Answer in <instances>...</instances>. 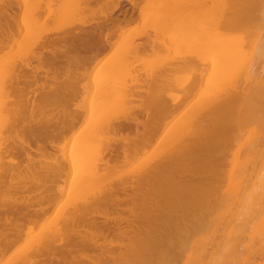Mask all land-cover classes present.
<instances>
[{"label":"rangeland","instance_id":"374dc122","mask_svg":"<svg viewBox=\"0 0 264 264\" xmlns=\"http://www.w3.org/2000/svg\"><path fill=\"white\" fill-rule=\"evenodd\" d=\"M4 1H6V0H4ZM16 0H11V8L10 9H8L7 10V12L6 13H4L3 14V12L0 14V33H2V30H4V31H7L8 29L9 30H13V31H16V29H17V31H18V25L17 26H15L17 23H16V21H19L20 19H24L23 18V16L25 15L23 12H24V10L26 9V7H24L23 8V6L22 5H19L18 6V4H17V2H15ZM20 2H21V0H19ZM24 2L25 1H27V0H23ZM36 1V0H35ZM42 1L43 0H38V3L36 2H34V4H33V2H32V4H31V6H32V10L31 9H29L28 11H32V13H33V15L36 13V11H37V13H39V16H38V18H37V16H36V19H38V20H36V21H38V22H41L42 24H40V23H37L38 24V27H37V29L39 30V28L41 27V25L43 26V28H44V34H42L43 32H40L41 34H39V35H44V36H42L43 38H46V37H48V36H51V39H53V41L51 42V41H49V42H47V43H41V44H36V47L35 48H33V46H32V42H31V48H32V50H33V52H31L32 50H29V47H27L28 49H26L24 46H23V48L24 49H26L28 52H29V54L25 57V58H27L28 57V59H30L31 57L30 56H32V55H30V53L31 54H36V56L38 55V54H40V55H42V57H44V58H46V56H50L48 53L46 54L44 51H45V49H48V51H50L49 53L50 54H52L51 53V51H53L54 53L52 54V55H54L53 57H55L54 58V63H52L51 65H49V66H45L44 64H42V65H40V66H42L43 68L42 69H47V68H49V70L51 71H49V72H46L45 70L44 71H42V69H40V68H38L37 69V71L34 73V75L32 74V73H30L29 75H28V77H26L27 79H29L30 78V80H31V82H36L37 81V83L39 84V85H37L36 83V85L37 86H33V85H31V86H28V85H25L24 83H23V81L21 80V78H20V80H18L19 82H18V84L17 85H15V86H12L11 85V81H8V77H6V76H8L9 74L8 73H10V76L9 77H11L12 78V75H14L15 76V74H17L18 72H15L13 69H11L7 74L8 75H6V76H2L3 78L4 77H6V80H4L2 77H1V79H2V83L3 84H9L10 82V85H7V86H5V89H6V91H5V89H4V91L7 93V90H8V96H6L5 95V92H4V94L3 95H5L6 96V99L7 98H9L10 99V101L11 100H19V99H21V100H29V103L27 104V105H25V107L23 106L22 108H21V110H20V112L18 113V115H16V114H14V115H12L13 114V112L11 111L12 110V108H11V106H9V107H7V110H4V113H3V117L2 118H5L3 121H6L7 119H11L12 121V124L10 125L11 127H9V128H11V129H13L12 131H11V129H10V131H8V126H9V124L11 123V122H3V123H6V125H8L7 127H4V129L6 128V132L8 131L9 132V134L8 133H6L5 132V130L4 129H2V130H4V131H2L1 129H0V132L1 133H3L4 134V132H5V134L4 135H2L1 133H0V135H2L3 136V138H2V136L0 137L1 139H4V140H6V141H4V140H1L2 141V143H1V141H0V143L2 144V145H4V146H2L1 145V148H0V151L2 150V152H3V157H1V159H0V170L1 171H4L3 169H4V167H7L6 169L8 170H5V171H7V173L9 174L11 171H10V169H8V168H10V165H12L11 167V170H13L14 171V173L16 174L17 172V170H18V173H19V170H21L20 172L21 173H19V175H21V176H23V178L21 177L20 178V176L19 177H17V179L18 178H20V179H18V183L16 182L17 180L16 179H14V178H12V176L14 177V174H13V171H12V174L13 175H10L11 177H10V179H13L14 181H11V182H14V183H16V187H12L13 186V184H12V186L10 187V185H9V188L7 187V188H4L5 189V191L3 190V189H1L0 190V192H1V194H0V205L2 206H0V208H2V209H0V220L3 222H1L0 221V235H1V232L4 230V232L6 233H2V235L0 236V240H1V237H2V240H4V238L5 237H7L3 242H4V244L3 245H1L3 242H2V240H1V242H0V246H4V245H6V241L7 242H9V246L7 245V247H9V248H13L14 247V249L13 250H8L4 255H2L1 254V252H0V257H1V255L3 256V257H1L0 258V264H5V262L7 261V260H11L12 261V257H14L15 255H16V253H17V255L19 256V255H21V258L23 257L22 256V249H21V251H20V253L18 254V250L16 251V249H18V247L19 246H17V245H21V244H24V243H21V242H23V240H24V242L27 244V242L29 241H27V239H26V237L28 238H31L32 237V235L35 233V235L36 236H33V237H37V236H39V235H42L43 233H45L46 231H50V229L52 228V230H55V228H57V226L58 225H61V224H63V221H62V218L61 217H63V216H66L69 212H70V208L68 209V205H67V209L69 210V212H66V210L64 211L63 210V208L65 207V204H66V202H65V204H64V202H62L61 204H60V202L61 201H63V199H67V197H65V196H67L66 195V192H64V189H65V187H68L67 186V182H69L70 183V178H69V174L64 178V182H55L54 184L53 183H49L50 185L52 184V186H49V189L48 190H46V191H42L41 193H40V191L39 192H36V191H34V190H29V188L31 187V184H28V186H27V183H28V179L26 178L28 175H29V173L28 172H30L31 173V175L33 174V172L37 175V173L39 174L40 173V171L38 172V166L40 167V170L41 169H46L47 167L48 168H50V166H52V167H55L56 166V164H57V162H59L60 160H61V155L62 154H64L63 152L64 151H66L67 150V152H68V150H69V148L71 149V147L74 145V140H73V138H72V140L71 139H68V138H71V137H73V136H70V137H68L67 139L68 140H57L55 143H53V145L52 146H49V144L47 143V142H45L44 140H37L36 139V137L37 136H40V135H37L36 137L34 136L35 135V133H34V135H32L33 134V130L35 129V128H37L38 126H40L39 125V123H42V120H44V118H46L43 122H45V121H47L48 119H50L51 118V112L53 113L52 114V116H53V118H56L57 116H55L56 115V110L55 109H57V112L59 111V109H60V107H62V106H66V107H68L67 108V110L68 109H72V110H74V111H79V110H82V111H84V109H85V107L88 105V100H86V99H88V94L91 92V88H92V86H93V84L96 82V76H94V70L95 69H97V66H98V64L99 63H101V61L103 60V59H105V57H109V60L108 61H117V59H116V57H118L119 56V58L121 57V59H124V57L125 58H127V57H129L128 55H126L125 53H127V52H129V51H127V49L128 50H130L131 52L130 53H128L129 55H131L130 57L132 58V57H134V55H138V56H135V58H133L134 60H132L130 57H129V59H127L128 60V62L130 61L132 64L131 65H133L132 67H131V65H130V62L128 63L129 64V69L127 70V71H130V74H132V75H134V76H132V75H130V74H127L126 72V74H127V76H126V74H122V75H120L118 78H120V79H116L115 81H114V83L116 84H114V83H112V85H114V86H117L118 88L117 89H114V90H118L119 88H122V85H124V83H126V81L129 79V78H132V79H134V80H132V79H129L127 82H128V84L130 85H128L129 86V90H130V92L131 91H133L132 93H134V91L136 92L140 87H141V85H142V92H141V90L139 91V92H141V93H139V92H136V94L139 96V94H141L142 95V97H146V98H150L149 96H148V94L149 93H152V90H151V88H150V90H151V92L150 91H148L149 93L147 94V96H146V90H148L149 89V87L146 85L147 84V82L149 81V79H151L150 78V76L151 77H153V74H155L157 71L159 72V70L158 69H160V67H162V69L164 70V66H165V62L167 61V59L169 60V62H171L170 60H172V62L173 61H177L178 59H182L183 60V58H181V55H183V56H187V55H189V53H191L188 57H191L192 55H194V52H196L197 54H200L198 57L196 56V54L194 55L195 56V58H194V56L193 57H191V59H189L188 57H185V59L187 58L188 59V61L190 62V63H193L194 61H196L197 60V58L199 59V58H201L202 57V59L199 61V60H197V61H199V62H197L196 61V63H198V64H190L188 61H187V59H186V61H187V63H184V66L183 67H185V69L184 68H182V66L180 67V65L178 66V63L180 62H177V63H172V64H174V65H172L171 67H173L174 66V69H175V67L176 66H178V68H180V70L179 69H177V71H176V73L177 74H175L174 72H175V70L174 69H172L171 67H170V65H171V63L169 64L168 62H167V66H169V68L167 69V67L165 68V70H164V72L166 71V70H168L169 71V73H170V75L168 76V77H166V78H169V81H168V83L167 84H170L171 83V81H172V78H173V81H172V83L171 84H174V85H169V89L167 88V87H165L163 90H165V91H163V92H165V94L166 95H168V94H174V95H176V94H180V92H181V94H182V97L186 94H184V91H183V88H185L186 86H187V88H188V90H190V92H188V90H185V92H188L187 93V95L185 96L186 98H185V100H184V102H183V104L184 105H182L183 106V108H181V110L179 111V112H177V114H174L173 115V117L170 119V120H172L171 121V124H173V123H176L177 121H180V120H184V119H186V118H188L189 117V115L195 110H197V108H199V106L200 105H202V103H203V101H205L206 100V98H207V94L206 93H208L211 89H213V88H215L216 87V85H218L216 82H214L213 81V79H212V70H213V67H212V65H211V62H210V60L208 59V58H204V56H202L203 55V53H205V50H207V49H204L203 48V50H201V52H200V48L199 47H203V46H205L206 45V43H207V37L209 36V34H206L205 33V35L207 36H205L203 33H201V34H203L202 36V38L200 37V39L199 38H197L196 36H200L199 34L200 33H198V35H196L195 36V38H197V39H199V40H197V39H195L194 38V35L195 34H197L196 32H195V30H198L197 28H195L194 26H195V24H197V26H198V28L199 27H201L202 28V26L205 24V26H206V24H208L209 25V21H210V19H211V15L213 16L215 13V15L217 16V14L219 15V12H220V14H222V12H223V14L220 16H217L216 18H218L219 19V17H221V19L223 20V19H225V20H227L228 19V21H226L225 22V24L227 23L228 24V22H230L228 25L226 24V25H223L222 24V26L220 27V31L221 32H219L220 34L218 35V34H216V33H218V30H217V32L215 33V35L213 34V36H217L218 35V39H220V37H221V35L223 36V35H227L228 37H226L225 36V38L226 39H228V38H230V39H232L231 41H229L228 43L230 44H232L233 46H236L237 47V49H238V51H236L235 53H234V55L229 59L230 61L224 66V72H229V74H230V78L228 79V80H226L225 82H224V87H223V89H222V92L220 93V95L218 96L219 98L216 100V101H214L213 102V105H212V107H214V106H216V103L218 104V103H220V104H222L221 102H223L226 98H227V96L228 95H230V99H227V101L225 100V103L223 102V105H221V107L219 106L220 104H218V106H219V108H215V113H214V111H211L209 114H208V116L207 117H210L209 119H207L205 122H203V123H201L202 125L201 126H204L203 127V131H204V133H205V137L206 138H204L203 140L205 141V142H207V143H210V141H211V143L213 144V147H212V153H211V155L213 156V158H214V163H213V168H214V171L216 172V175L213 177V179L215 180V178H216V182L215 183H217V181L219 182V179H217V176L218 175H221L222 176V174H220V173H222V170L224 171V169H226V171H230L231 170V168H232V166H233V164H235V163H233L234 161L236 162L237 161V164H239L241 161V158L242 157H244V155L246 156V155H250V157H251V153H252V157H254L253 159H252V157L250 158L249 157V159L250 160H253V163L252 164H250L249 166H248V164H246L245 162V159L246 160H248V158H247V156L246 157H244V161L243 162H241V163H243L242 165H244V164H246V167L247 168H249V170H251V166H253V164L254 163H256L257 161H259L260 160V157H261V152H263V154H262V157L261 158H263L264 157V150H263V148H264V143H262L263 142V139H264V132H263V130H261V128L263 129L264 128V121L261 123V119L264 117V112H263V110H264V99H263V97H264V92H263V94H262V92L260 91V90H262V91H264V0H175V2L174 3H176L175 4V6L176 7H170L171 9H173V11H172V15H174V16H171V17H169V18H171V20H170V22L172 21V20H177V22L175 21V23H170L169 22V24L172 26H170V25H168V26H166L165 28L163 27V26H165V25H159L160 26V28H158V30H160V31H158V30H156L158 33H159V35H160V37H159V35H158V33H156V31L154 32V30L152 31H150V29L152 28L153 29V24H155V23H152V25L150 24V22H146V20H147V18L146 17H148V19L149 20H147V21H150L151 19L150 18H152V17H149V16H151V11L153 10L154 11V9L156 10H158V8H155L156 7V5H158V7H162V6H159V4L161 3V1H163V0H159V3H158V1H157V3L158 4H156L155 5V7L153 6V2H152V4L150 3V4H148V1L146 0H144V2H143V0H129V1H127V0H115L116 1V4L115 3H113L114 2V0H106V1H108L107 3H106V1L105 0H100V1H98V2H92L90 5H89V7H87V8H85L84 10H82L81 12H79L78 13V15H80V17L82 16V14L84 15V19H83V21L84 22H82V21H80L79 19H80V17L78 18V19H76V17H77V15H75V16H73V17H75V19H76V21L78 22V20L80 21L79 22V24H76V22H72V23H70L69 25L71 26L72 24V26H71V28H70V26H69V28H68V26L67 27H63L64 25L63 24H61V23H63L65 20L62 18V16L59 18L56 14H54V17L52 16L53 14H48L47 13V15H51L52 17H53V19L51 20L50 19V17L48 16V19H50V20H48V22L45 20V18H44V21H43V16L45 17V15H46V12H48L46 9H45V7L47 6L46 4L48 3V2H46L45 0V2L44 3H42ZM47 1H49V0H47ZM56 1V2H55ZM55 1H53L52 0V5L54 6V4H56L57 5V3H58V1H60V0H55ZM131 1V2H130ZM151 1H153V0H151ZM155 1V0H154ZM202 1H203V4H202ZM204 1H205V3H204ZM210 1V2H209ZM214 1V2H213ZM216 1V2H215ZM30 2V1H29ZM42 3V5H41V8H40V10H42L43 9V7H44V11L42 10L41 12L39 11V4H41ZM101 2H102V5H101ZM106 4H105V3ZM113 3L114 5H111V3ZM143 2V3H142ZM173 2V1H172ZM208 2V3H207ZM214 4H213V3ZM225 2L227 3V7L224 9L225 10V12H224V10L222 9L224 6H223V3H224V5H226L225 4ZM16 3V4H15ZM23 3V2H22ZM28 3V2H27ZM26 3V4H27ZM46 3V4H45ZM95 3V4H94ZM104 3V4H103ZM147 4V5H145V4ZM198 3V4H197ZM207 3V4H206ZM209 3H212V4H209ZM220 3V4H219ZM46 6H45V5ZM147 8V9H145V7L143 6V5ZM162 4V3H161ZM160 4V5H161ZM206 4V5H205ZM209 4V5H208ZM222 4V5H221ZM234 4H237L240 8H243L246 12L245 13H243L242 14V16L241 15H239V16H241L242 18H239V17H237L238 16V14H239V12H236V13H238L237 14V16H236V14H235V9H234ZM15 5H17V6H15ZM25 5V4H24ZM29 5V4H28ZM58 5H59V3H58ZM61 5V4H60ZM98 5H101L100 7L98 6ZM117 6L116 8L114 7V9L111 7V6ZM135 7H133V6ZM140 5V9H141V7L143 6L144 7V10H142V11H140L137 7ZM152 6V8L150 7L149 8V6ZM163 5V4H162ZM166 5V4H165ZM165 5H163L164 7H165V9L167 8ZM199 6L198 8H197V6ZM205 5V6H204ZM212 7H211V6ZM217 5V6H216ZM220 7H219V6ZM104 6H106L107 8H105ZM174 6V5H173ZM218 7V10H217V8H216V10H215V8L214 7ZM223 6V7H222ZM232 6H233V9H232ZM16 7H19L18 9L16 8ZM92 9H91V8ZM103 7V8H102ZM143 7H142V9H143ZM23 8V11L21 10ZM51 8H53L54 10L55 9H58V8H60V7H58V6H55V7H51ZM91 9L92 10V12L89 10V9ZM97 8V9H96ZM98 8L100 9V10H98ZM102 8V9H101ZM112 10H111V9ZM149 8V9H148ZM169 8V9H170ZM207 8V9H206ZM221 8V11L219 10ZM160 9V8H159ZM164 9V8H163ZM169 9H166V10H169ZM213 9V10H212ZM261 9V10H260ZM12 10V11H11ZM53 10V12H55ZM107 10V11H106ZM146 10H147V12H146ZM148 10H151L150 12H148ZM180 10V12H179V14H176V16H175V13H177L178 11ZM243 10V11H244ZM19 11V12H18ZM87 11H89V13L87 12ZM109 11V12H108ZM139 11V12H138ZM162 11V10H161ZM211 11V12H210ZM22 12V13H21ZM86 12V13H85ZM99 12V13H98ZM103 12V14L102 15H99V14H101ZM154 12H156V11H154ZM153 12V13H154ZM218 12V13H217ZM26 13H27V9H26ZM51 13H52V11H51ZM72 13H74V12H72ZM82 13V14H81ZM85 13V14H84ZM93 13V16H95V19L93 18V16L91 17L95 22H92L93 20L92 19H90V14H92ZM147 13L149 14L148 16H147ZM163 13V12H162ZM166 13H168V12H166ZM214 13V14H213ZM17 14H18V16H17ZM29 14H31V13H29ZM45 14V15H44ZM68 13H66V15H67ZM105 14V16H103ZM159 14V13H158ZM161 14V13H160ZM206 14V16H208L207 18H209L208 19V22L206 23V21H204V20H202V22H203V25H202V23L200 24L199 23V21L201 22V17L203 16V19H204V17H206V16H204ZM211 14V15H210ZM2 15V16H1ZM12 15V16H11ZM19 15L21 16L22 15V17H20L19 18ZM33 15H31V16H33ZM55 15L58 17H56V19H54L55 18ZM62 15V14H61ZM74 15V14H73ZM146 15V19L144 18V16ZM154 15H156V17H159V15L157 16V14L156 13H154ZM164 15V14H163ZM168 15H169V13H168ZM214 15V16H215ZM224 15V16H223ZM11 16V17H10ZM30 16V15H29ZM99 16H102V18L101 17H99ZM165 16V15H164ZM163 16V17H164ZM166 16H167V14H166ZM170 16V15H169ZM212 17V18H215V17ZM3 17H4V19H3ZM7 17V18H6ZM18 17V18H17ZM35 17V16H34ZM70 17V16H69ZM86 17V18H85ZM98 17V18H97ZM103 17L105 18V19H109L108 20V22L104 25L103 23H104V19H103ZM139 17H142V18H139ZM155 16H154V18L156 19V20H154V18H153V22H155V21H157V19L158 18H156ZM162 17V16H161ZM199 17V18H198ZM223 17H226V18H223ZM29 18V17H28ZM71 20H72V15H71ZM83 18V16L81 17V19ZM144 18V19H143ZM160 18V17H159ZM168 18V17H167ZM173 18H175V19H173ZM215 18V19H216ZM19 19V20H18ZM29 19H31V18H29ZM66 19V18H65ZM86 19L88 20V21H86ZM101 21H100V20ZM143 19V20H142ZM164 19V18H163ZM197 19H199L198 20V22L197 21H195V20H197ZM214 19V20H215ZM230 19V20H229ZM239 19V20H238ZM25 20H27V18L25 19ZM56 20H58V21H56ZM90 20H92V21H90ZM98 20L100 21V22H98ZM111 20H113V21H115V24H112V21ZM206 20V19H205ZM217 20V19H216ZM224 20V21H225ZM5 21H7V23L5 22ZM34 20L32 19L31 20V22H33ZM75 21V20H74ZM142 21H144L143 23H142ZM159 21V20H158ZM157 21V22H158ZM218 21H220V19L219 20H217V22ZM35 22V21H34ZM46 22V23H45ZM58 22V23H57ZM68 22H70V21H68ZM88 22H89V24H88ZM98 22V23H97ZM156 22V23H157ZM162 22V21H161ZM213 22V21H212ZM211 22V23H212ZM221 22V21H220ZM3 23V24H2ZM13 23H15V24H13ZM25 23H27V22H25ZM30 23V22H29ZM36 23V22H35ZM65 23H67V21L65 22ZM83 23V25H81ZM86 23V24H85ZM99 23H101L102 24V26L101 27H96L95 28V26H97ZM139 23V24H138ZM195 23V24H194ZM198 23H199V25H198ZM210 23V24H211ZM236 23V24H235ZM37 24H33V25H37ZM40 24V25H39ZM52 24V25H51ZM61 24V25H60ZM68 24V23H67ZM66 24V25H67ZM96 24V25H95ZM148 24H149V28L147 27L148 26ZM217 24V25H218ZM2 25H4V26H2ZM24 25V24H23ZM27 25V27H29L28 26V24H26ZM26 25L25 26H23V27H25V28H27L26 27ZM30 25V24H29ZM63 25V26H62ZM79 25V26H78ZM141 25V27H139V26ZM147 25V26H146ZM174 25V26H173ZM194 25V26H193ZM200 25H202V26H200ZM216 25V24H215ZM232 25H234L235 26V28L232 26ZM63 27V29H62V27ZM138 26V27H137ZM151 26V27H150ZM157 26V25H156ZM162 26V27H161ZM258 26V27H257ZM3 27V28H2ZM158 27V26H157ZM156 27V28H157ZM216 27V26H215ZM8 28V29H7ZM80 28V29H79ZM107 30H106V29ZM119 28H121L120 30H117L119 33H117V32H115V34H113L112 32H114V31H112L113 29L115 30V29H119ZM162 28H164L163 30H161ZM166 28L168 29V30H166ZM172 29V32L170 31L171 29ZM206 28V27H205ZM207 28H208V26H207ZM207 28H206V30H207ZM259 28V29H258ZM24 29V28H23ZM28 29V28H27ZM26 29V30H27ZM31 29H33V28H31ZM31 29L28 31V32H30L31 33ZM41 29V31H42V27L40 28ZM47 29V30H46ZM70 30V31H72V32H74L73 34L74 35H76V34H78V32H77V29H78V31L79 30H85V31H87V33L86 34H82V36L81 37H83V41H86V42H84V43H82L81 42V40L82 39H78V40H76L75 42L73 41V42H62V41H60V40H58L57 39V33L58 32H61V31H59V30ZM99 29V30H98ZM217 29H218V27H217ZM262 29V30H261ZM35 30V29H34ZM58 31V32H55V31ZM138 30V31H137ZM205 30V29H204ZM22 27H21V30L20 31H18L19 32V34H18V37H17V39H18V41L19 40H22V38H28V36H29V34L27 35V36H25L24 37V35H23V37H21L20 39H19V36H22V34H24V32L22 33ZM51 31V32H50ZM54 31V32H53ZM100 32V34H99V32ZM116 31V30H115ZM150 31V32H149ZM168 31H170V33L172 34V35H170V38L169 39H171V45L169 44V42L168 43H164V42H162V44L165 46V44L167 45H170V46H168V47H166V48H168V51H167V49L166 50H161L162 52L160 53L161 55L164 53L165 55L164 56H169V57H167L166 58V60H165V58H163L162 56H160V54L158 55L157 53H159V49L157 50V49H155L156 48V46H153V47H155L154 49H155V51L157 52H153L152 50H151V48L149 47V46H151V45H154V44H156L157 45V43H160V41L162 40L163 41V39L165 40V42H167L166 41V35H167V37L169 36V32ZM199 31V30H198ZM208 31V30H207ZM207 31H205V32H207ZM226 32V33H223L222 34V32ZM27 32V31H26ZM25 32V33H26ZM35 32H37V31H35ZM77 32V33H76ZM93 32H95V33H93ZM111 32V34H109ZM144 32V33H143ZM161 32H163V34H161ZM166 32H168V34H166ZM195 32V33H194ZM228 32V33H227ZM231 32V33H230ZM39 33V32H38ZM49 33V34H48ZM76 33V34H75ZM127 34V37L128 38H125L126 37V34ZM156 33V34H155ZM47 36H46V35ZM103 34H105L104 36H103ZM108 34V35H107ZM113 34V35H112ZM154 34V35H153ZM166 34V35H165ZM184 35L185 36V38H184V36H180V35ZM231 34H233V35H231ZM38 35V36H39ZM55 35V36H54ZM100 35V36H99ZM112 35V36H111ZM121 35V36H120ZM125 35V36H124ZM155 35H157V36H155ZM163 35V36H162ZM176 35H177V37L178 36H180V38L178 37L177 39H176ZM231 35V36H230ZM52 36H53V38H52ZM109 38H108V37ZM153 36H154V38H153ZM205 36V37H204ZM33 37V36H32ZM40 37V36H39ZM156 37V38H155ZM172 37V38H171ZM175 37V38H174ZM183 38V41L185 40V42H183L182 40V42L184 43V45L183 46H181V44H183V43H181L180 44V42H178L180 39H182ZM210 37V36H209ZM209 37H208V39H209ZM211 37H212V34H211ZM210 37V38H211ZM31 38V37H30ZM108 38V39H107ZM133 38H134V40H133ZM138 38V39H137ZM146 40H145V39ZM150 38V39H149ZM160 38V39H159ZM162 38V39H161ZM193 38H194V41H193ZM214 38V37H213ZM213 38H211V39H213ZM216 38V39H217ZM51 39H49V40H51ZM128 40V42H130V41H132V44H134L136 41H137V43H135L134 44V46L131 44V43H128V42H126V40ZM129 39H131L130 41H129ZM149 41H148V40ZM152 39L153 40H158L159 42H157L156 41V43H152V42H150V40L152 41ZM205 39V40H204ZM215 39V40H216ZM224 38H222V40H223ZM236 39V40H235ZM100 40V41H99ZM104 40V41H103ZM106 40H109L110 41V43H108V44H110V46L109 45H107L106 43H107V41ZM111 40H113V43L111 42ZM115 40H117V41H115ZM140 40V41H139ZM144 41V42H142V41ZM168 40V39H167ZM177 40V41H176ZM195 40H197L196 42H195ZM202 40H204V42L202 41ZM210 40V39H209ZM208 40V41H209ZM214 40V39H213ZM212 40V41H213ZM229 40V39H228ZM227 40V41H228ZM17 41V40H16ZM122 41V43L123 44H121V43H119V42H121ZM124 41V42H123ZM147 41V42H146ZM168 41H170V40H168ZM174 41V42H173ZM212 41H210V43L212 42ZM218 41V40H217ZM226 41V40H225ZM20 42V41H19ZM24 42V41H23ZM115 42V43H114ZM139 42V43H138ZM177 44H176V43ZM187 42H188V44L189 43H194V45L196 46L197 44V42H198V44H199V46L197 45V50L198 51H196V48H195V46L193 47V45L191 46V44H187ZM222 42V41H221ZM224 42V41H223ZM259 42H260V44H259ZM21 44H23L22 43V41L20 42ZM62 45H61V44ZM66 43V44H65ZM131 44V45H128V46H126V45H124V44ZM147 43V44H146ZM201 43V44H200ZM203 43V44H202ZM17 44H19V43H17ZM25 44V43H24ZM28 44H30L29 42L27 43V45ZM59 44V45H58ZM116 44V45H115ZM151 44V45H150ZM161 43L159 44V45H161L160 47H162V48H164L163 47V45H162ZM175 44V45H174ZM179 44V45H178ZM213 43H211V45H212ZM230 44V45H231ZM252 44V45H251ZM259 44V45H258ZM40 45V46H39ZM54 45V47L52 48V46ZM65 45V47H63ZM96 45H100V49H96V51H94L93 53H96V55H95V57L93 58V60H91V62H89L88 64L87 63H85L84 61H87V60H84L83 62H84V64H86V65H84V67L82 66V65H80V66H82L83 68H85V69H83L82 67L79 69V67L80 66H78V68L76 67V68H74V66L76 65H78V60L79 61H82L84 58L86 59V55H88V53H89V55L91 56L92 54H91V52H92V49L94 48V46H96ZM119 45H122V46H119ZM123 45H124V47H123ZM149 45V46H148ZM159 45H157V46H159ZM177 45V46H176ZM201 45V46H200ZM209 46H210V44H208ZM261 45V46H260ZM9 46V48H13L12 50H16V48H19L20 47V49L22 48L21 47V45L18 47V45L16 46V44L15 45H7L6 47H8ZM35 46V45H34ZM37 46H38V48H37ZM62 46V48H60ZM66 46H67V48H66ZM83 46V47H82ZM92 46V47H91ZM101 46H104V47H101ZM135 46H137V47H135ZM138 46H141V47H138ZM172 46H174L175 47V51L173 50V48H171ZM208 46V47H209ZM257 46H258V48H257ZM260 46V47H259ZM6 47H4L5 49H3L2 48V50H3V52L2 53H0V58H1V56L3 57L4 55H3V53H5V58H7L6 57V54L9 52L8 50H9V48H6ZM58 47L60 48V49H58ZM119 47V48H118ZM122 47H123V50L124 49H126V50H124V54L121 56L119 53L122 51L121 49H122ZM133 47L136 49L137 48V50H135V53L133 52ZM149 47V48H148ZM205 47H207V46H205ZM41 48V49H40ZM53 50H52V49ZM56 48V49H55ZM88 48V49H87ZM89 48H91V49H89ZM118 48V49H117ZM129 48H131V49H129ZM159 48V47H158ZM8 49V50H7ZM20 49H17V50H19L20 51ZM44 49V50H43ZM50 49V50H49ZM63 49V50H62ZM69 49V50H68ZM112 49V50H111ZM153 52V53H156L157 55H158V59H161L160 57H162L163 58V60L161 59L160 61H163V62H160V61H157V56L155 57L154 55H152L151 56V54H153L150 50ZM153 49V48H152ZM153 49V50H154ZM180 49V50H179ZM263 49V50H262ZM1 50V51H2ZM11 50V49H10ZM11 50V51H12ZM35 50H37V51H35ZM39 50L41 51L40 53H38L39 52ZM60 50V51H59ZM88 50V51H87ZM91 50V51H90ZM145 50V51H144ZM195 50V51H194ZM246 50H247V52H246ZM259 50V51H258ZM18 51V52H19ZM24 51V50H23ZM35 51V52H34ZM47 51V52H48ZM113 51V52H112ZM140 51H143V52H140ZM170 51V52H169ZM173 51H174V53H173ZM260 51H262V52H260ZM7 52V53H6ZM167 52V53H166ZM172 52V53H171ZM259 52V53H258ZM12 53V52H11ZM24 53H26V51L25 52H23V54ZM42 53V54H41ZM66 53V54H65ZM75 53V54H74ZM134 53V54H133ZM136 53H139V54H141L140 56H139V54H136ZM147 53V54H146ZM149 53V54H148ZM169 53H171L170 55H166V54H169ZM19 54L20 53H17V55H18V57L20 58L22 55L20 54V56H19ZM65 54V55H64ZM133 54V55H132ZM8 56H10V58L9 59H11V60H8V58L7 59H5V58H3V60L4 61H6L7 63H9V61H12V58H13V60H14V57H15V55L13 56L12 54H7ZM12 55V56H11ZM17 55H16V57H17ZM26 55V54H25ZM40 55H39V57H40ZM65 57H64V56ZM66 55H68V56H66ZM117 55V56H116ZM205 55V54H204ZM36 56H33V57H36ZM76 56V57H75ZM90 56H87V58H89ZM113 56H115V57H113ZM141 56H143V57H141ZM149 56V57H148ZM236 56H237V58H236ZM16 57H15V59H16ZM84 57V58H83ZM136 57H141V58H136ZM172 57V58H171ZM175 57H177L176 59H175ZM197 57V58H196ZM19 58H17L16 60H22L23 58L21 57V59H19ZM43 58V59H44ZM63 58L65 59V60H63ZM146 59V58H151V59H149V61L148 60H144V62L142 61L143 59ZM153 58V59H152ZM175 60H174V59ZM246 58V59H245ZM34 59V58H33ZM32 59V61H31V59H30V62H31V64H38V58H36L37 60L35 61V59L33 60ZM42 59V61H45V59L43 60ZM67 59V60H66ZM69 59V60H68ZM75 59V60H74ZM154 59H155V62H154ZM192 59H194V60H192ZM196 59V60H195ZM205 59H207V61L205 60ZM8 60V61H7ZM136 60V61H135ZM150 60H152L153 61V64H151L152 62H150ZM193 62H192V61ZM0 61H2V59L0 60ZM4 61L2 62V63H4ZM17 61V62H18ZM68 62V67H66L64 64H65V62ZM142 61V63H140ZM185 61V60H184ZM183 61V62H184ZM205 61V62H204ZM246 61V62H245ZM66 62V63H67ZM77 62V63H76ZM83 62H79V63H83ZM136 62V63H135ZM138 62V63H137ZM159 62H160V64H159ZM182 62V61H181ZM182 62V63H183ZM202 62V63H201ZM204 62V63H203ZM7 63H4V64H7ZM134 63H135V65H134ZM155 63H157L158 65H160V67L157 65V64H155ZM163 63H165V64H163ZM195 63V62H194ZM39 64H41V63H39ZM137 64V65H136ZM141 64V65H140ZM149 64V65H148ZM175 64H177L176 66H175ZM185 64H187V66L185 65ZM188 64H190V67H192V68H190L189 67V65ZM248 64V65H247ZM1 65V64H0ZM93 65V66H92ZM138 65H140V66H138ZM203 65V66H202ZM209 65H210V67H209ZM242 65L244 66L245 65V68L244 67H242ZM2 66H3V64H2ZM35 66V65H34ZM33 66V67H34ZM53 66H54V69H53ZM91 66V67H90ZM138 68H136V67ZM153 66V67H152ZM157 68H155V67ZM159 68H158V67ZM196 66V67H195ZM96 67V68H95ZM140 67V68H139ZM187 67H188V69H187ZM242 67V68H241ZM35 68H36V66L34 67V70H35ZM71 69L70 71H72V72H70V73H67V72H69V70L68 71H66L65 69ZM90 68V69H89ZM95 68V69H94ZM137 70H136V69ZM143 68V69H142ZM171 68V70H169ZM177 68V67H176ZM243 69V70H241V69ZM254 68V71H252V69ZM9 70V69H7V68H4L3 69V71L4 70ZM53 69V70H52ZM154 69H156V70H154ZM162 69H161V72H162ZM13 70V71H12ZM89 70V71H88ZM135 70V71H134ZM153 70L155 71L154 73H153ZM172 70H174V71H172ZM2 71V72H3ZM78 71V72H77ZM84 71V72H83ZM134 71V72H133ZM151 71V72H150ZM196 71L198 72L197 74H196ZM242 71H244V72H242ZM1 72V71H0ZM1 72V73H2ZM44 72H46V74L44 73ZM58 72V73H57ZM66 72V73H65ZM81 72V73H80ZM132 72V73H131ZM164 72H162V73H164ZM208 72V73H207ZM243 73L242 75L240 74L239 75V73ZM0 73V74H1ZM4 73H5V71H4ZM15 73V74H14ZM72 73V74H71ZM91 73V74H90ZM97 73H99V71H97ZM97 73H96V70H95V75H97ZM129 73V72H128ZM153 73V74H152ZM166 73H167V71H166ZM179 73V74H178ZM6 74V73H5ZM45 74V75H44ZM67 74H70L71 76H70V78H68L69 77V75H68V77H66L67 76ZM136 74H137V76H136ZM152 74V75H151ZM168 74V73H167ZM207 74H209V75H207ZM2 75V74H1ZM19 75V74H18ZM35 76V77H33V76ZM44 75V76H43ZM53 75V76H52ZM140 75H141V77H140ZM166 75V74H165ZM175 75H177V76H175ZM237 75V76H236ZM13 76V77H14ZM43 76V77H42ZM49 76H51V81H48L49 79ZM87 76V77H86ZM129 77V78H126V77ZM149 76V77H148ZM167 76V75H166ZM171 76V77H170ZM179 76V77H178ZM184 76V77H183ZM208 76V77H207ZM240 76H242V79H241V77ZM69 80V81H67V79ZM87 79H86V78ZM177 79H176V78ZM196 77V78H195ZM237 77L239 78V79H241L240 81H241V83H240V81L239 80H237ZM10 78V79H11ZM33 78V79H32ZM60 78V79H59ZM75 78V79H74ZM145 78V79H144ZM147 78V79H146ZM166 78H165V80H166ZM170 78H171V81H170ZM175 78V79H174ZM195 78V79H194ZM198 78V79H197ZM207 78V79H206ZM239 82H237V81H234L233 82V80H235V79ZM9 79V80H10ZM23 79V78H22ZM56 79V80H55ZM62 79V80H61ZM66 79V80H65ZM122 79H123V81H122ZM135 79H137V80H135ZM141 81H140V80ZM206 79V80H205ZM12 80V79H11ZM43 80V81H42ZM59 80H61V81H59ZM87 80V81H86ZM118 80V81H117ZM121 80V81H120ZM168 80V79H167ZM166 80V81H167ZM174 80H179V81H174ZM45 81V82H44ZM55 81V82H54ZM133 81V82H132ZM147 81V82H146ZM182 81V82H181ZM189 81V82H188ZM191 81V82H190ZM251 81L253 82V83H251ZM258 81L260 82L259 84H258ZM7 82V83H6ZM58 82V83H57ZM69 82V83H68ZM118 82H120V83H118ZM124 82V83H123ZM214 82V83H213ZM235 83V85H236V83H238L239 84V86H237V88H236V86H235V88L233 87L234 86V84L233 83ZM0 83H1V80H0ZM40 83L43 85H41L42 87H45L44 85H46V84H49L50 86L52 85V86H54L56 83V85H55V88L53 87V91H51V88H49L48 86L47 87H45V88H47L46 90L44 89V88H40ZM46 83V84H45ZM51 83H53V84H51ZM61 83V84H60ZM123 83V84H122ZM134 83H136L135 85H134ZM137 83H139V85H140V87H138V85H137ZM145 85H144V84ZM150 83H151V80H150ZM176 83V84H175ZM193 83V84H192ZM198 83V84H197ZM231 83V84H230ZM255 83V84H254ZM60 84V85H59ZM64 84V85H63ZM89 84V85H88ZM127 84V83H126ZM166 84V82L164 83V85ZM258 84V86L260 85V84H262V85H260L259 87L258 86H253V85H257ZM137 85V88L135 87ZM177 86V88H176V86ZM233 85V86H232ZM3 86V87H4ZM33 86V87H32ZM59 86V87H58ZM70 86V87H69ZM111 86V85H110ZM131 86H134L133 88L131 87ZM145 88H144V87ZM170 86H172V87H170ZM175 86V87H174ZM179 86H181V87H179ZM203 86V87H202ZM252 86V87H251ZM261 86H263V88L261 87ZM8 87V88H7ZM17 87H19V88H17ZM33 89H32V88ZM151 87V86H150ZM202 87V88H201ZM247 87H248V89H247ZM254 87V88H253ZM255 87H256V89H255ZM27 88H29V90L27 89ZM35 88V89H34ZM90 88V89H89ZM111 88H112V86H111ZM166 88H167V90H166ZM174 90V92H173V90ZM181 88V89H180ZM190 88V89H189ZM229 88H232L233 90H228ZM253 88V89H252ZM42 89H44L45 90V92L47 91V90H50V92L49 91H47V94L45 93V94H43L42 95V93H44L43 91L44 90H42ZM113 89V88H112ZM137 89V90H136ZM146 89V90H145ZM171 89V90H170ZM186 89V88H185ZM237 89V90H236ZM244 89V90H243ZM257 89H259V91L261 92V94H260V96L257 94L256 95V93H258L259 91H257ZM28 90V91H27ZM32 90V91H31ZM38 90V91H37ZM56 90V91H55ZM113 90V91H114ZM144 90V91H143ZM180 90H182V91H179ZM197 90V91H196ZM248 90H250V92L248 91ZM253 90H255V92L252 91ZM10 91V92H9ZM33 91H34V93L36 92V94L35 95H37V97L35 96V97H32L33 95H34V93H33ZM41 91V92H40ZM55 91V92H54ZM88 91H90V92H88ZM176 91V92H175ZM236 91V92H235ZM243 91H245L244 92V94H243V97H242V99H240L241 98V96H242V94H240V92L241 93H243ZM247 91H248V95H247ZM19 92V93H18ZM31 92V93H30ZM69 92H72V93H74L72 96H75L74 98H72V97H70L71 95H69V94H72V93H69ZM195 92H197V93H195ZM200 92V93H199ZM224 92V93H223ZM235 92V93H234ZM18 93V94H17ZM25 93V94H24ZM30 93V94H29ZM50 93V94H49ZM64 93H69L68 94V96H69V98L70 99H72V100H70L69 101V103H64L63 102V100L60 98L61 96H62V98H63V94ZM227 95H226V94ZM234 93V94H233ZM250 93V94H249ZM20 94V95H19ZM28 94V95H27ZM39 94H40V96H39ZM135 94V93H134ZM133 94V98L132 99H134L135 100V98L137 99V98H139V97H141V95L139 96V97H137V95L135 94L134 95ZM153 94L154 93H152L151 94V96H153ZM180 94V95H181ZM197 94V95H196ZM240 94V95H239ZM255 94V95H254ZM30 95V96H29ZM64 95H67V94H64ZM145 95V96H144ZM150 95V94H149ZM196 95V96H195ZM224 95V96H223ZM239 95V96H238ZM247 95V96H246ZM251 95H252V97H251ZM261 95H263V97H261ZM29 96V97H28ZM44 96H46V97H44ZM192 96V97H191ZM195 96V97H194ZM236 96V97H235ZM244 96H245V98H244ZM249 96V97H248ZM255 96V98H256V96L258 97V99H255V98H253ZM4 97V96H3ZM2 97V98H3ZM26 97V99H23V98H25ZM28 97V98H27ZM41 97V98H40ZM141 97V98H142ZM224 97H226V98H224ZM5 98V97H4ZM31 98H32V100H33V98H35L33 101H39L38 103H39V105H38V107H37V104H36V102L34 103V102H30V100H31ZM39 98V100H37V99ZM46 98V99H45ZM52 98H54V99H52ZM140 98V99H141ZM224 100H223V99ZM251 98V99H250ZM260 98V99H259ZM6 99H4L5 101H6ZM8 99V100H9ZM40 99H41V101H40ZM220 99V100H219ZM255 99V102H256V104H255V102H253V100ZM263 99V100H262ZM7 100V101H8ZM31 100V101H32ZM44 100L46 101L45 103H44ZM131 100V99H130ZM130 101L129 103H127V105H125L123 108H118V109H113V111L112 110H110L111 111V113H110V117L114 120V119H116V121H117V119L118 118H115V117H118L120 114V116H122V118L121 117H119V119H118V121L120 122H124V120H126V118H129L130 116H128V115H126V117H125V114L126 113H130L129 112V110L131 111V112H133L134 110L135 111H137L136 109L138 108L139 109V111L142 109V107H144V105H141V106H136L137 108H134L135 107V104L139 101L140 102V100L139 99H137V100H135L136 101V103H135V101ZM144 100V102L142 103V104H144L145 103V101L147 100H145V98H143L142 99V101ZM219 100V101H218ZM239 100H244L245 102H241V101H239ZM248 100V101H247ZM257 100V101H256ZM9 101V102H10ZM141 101V102H142ZM42 104H41V103ZM134 102V104L132 105V103ZM141 102H140V104H141ZM239 102H240V104H239ZM258 102V103H257ZM260 102V103H259ZM263 102V103H262ZM35 104L36 106H34V105H30V104ZM47 103V104H46ZM85 103H87V104H85ZM189 103V104H188ZM215 103V104H214ZM261 103H262V105H261ZM40 104H41V106H40ZM44 104V105H43ZM129 104V105H128ZM139 103H137L136 105H140ZM237 104H239V105H237ZM247 104V105H246ZM42 105H43V109H41L42 108ZM47 105V106H46ZM86 105V106H85ZM257 105V106H256ZM259 105L261 106L260 108H257V107H259ZM33 107V109H34V107H35V110L36 111H33V112H35V113H32L31 111V109H32V107ZM51 106V107H50ZM54 108H53V107ZM218 106H216V107H218ZM255 106H256V109H254L255 108ZM262 106H263V108H262ZM29 107H31V108H29ZM116 107V106H115ZM118 107H119V105H118ZM127 107V108H126ZM129 107V108H128ZM133 107V108H132ZM141 107V108H140ZM211 107V108H212ZM37 108H39L38 110H37ZM47 108H48V110H47ZM131 108V109H130ZM250 108V109H249ZM262 108V109H261ZM3 109H6V108H3ZM129 109V110H128ZM260 111H259V110ZM26 110V111H25ZM30 111V113H32V115H30V113H29V111ZM41 110L43 111V113H41ZM53 110H55V111H53ZM61 110V109H60ZM126 110V111H125ZM211 110V109H210ZM212 110H214V109H212ZM229 110V111H228ZM239 110V111H238ZM262 110V111H261ZM38 111V112H37ZM77 111H76V113H77ZM124 111V112H123ZM233 111V112H232ZM251 111V112H250ZM254 111V112H253ZM37 112V113H36ZM256 112H258L257 114H256ZM263 114H261V113ZM39 113H41V116H40V114ZM50 114V116H49V114ZM147 112H145V111H143V112H141L140 114H138L137 116H136V120H139V122L138 121H136L135 120V117H134V115H135V113H131V114H134V115H132L133 117H134V119H133V121L134 122H132V123H134V124H137V123H135V122H138V129H139V132L142 130H144V129H142V126H145V123H141V121H140V119L142 120V122H144L145 121V119L148 121V118L145 116V115H147L146 114ZM221 113V114H220ZM233 113V114H232ZM6 114H8L9 116H7ZM26 114V115H25ZM38 114H39V116H38ZM83 114V113H82ZM113 114V115H112ZM130 114V115H131ZM142 115V116H141ZM176 115V116H175ZM36 116V117H35ZM49 116V117H48ZM124 116V117H123ZM131 116V117H132ZM206 116V115H205ZM219 116H220V118H219ZM222 116V117H221ZM8 117V118H7ZM30 117H32V118H30ZM109 117V118H110ZM130 117V118H131ZM206 117V118H207ZM14 118V119H13ZM33 118H35L34 120H35V122H36V124H35V122L33 123L32 122V119ZM53 118H51V119H53ZM122 120H121V119ZM254 118V119H253ZM15 119H16V121H15ZM40 120V121H38V120ZM223 119V120H222ZM235 119V120H234ZM244 119V120H243ZM256 119H258L257 121H260L259 122V124H257L256 123V125H255V127H254V124H253V122L255 123V121H256ZM260 119V120H259ZM21 120H22V123H21ZM33 120V121H34ZM110 120V119H109ZM128 120V119H127ZM126 120V121H127ZM220 120H222V121H220ZM263 120V119H262ZM9 121V120H8ZM24 121V122H23ZM116 121H114V122H116ZM130 121H132L131 119H130ZM147 121H146V124H147ZM15 122V123H14ZM111 122V121H110ZM120 122V123H121ZM229 122V123H228ZM251 122H252V125H251ZM112 123V122H111ZM220 123V124H219ZM246 123H248V125L246 124ZM14 124H15V126H14ZM22 124H25V125H22ZM115 124V123H114ZM113 124V125H114ZM116 124H117V122H116ZM119 124V123H118ZM263 124V125H262ZM4 125V124H3ZM6 125H4V126H6ZM18 125H22L21 127H18ZM43 125V124H42ZM42 125H41V127H42ZM86 125V124H85ZM139 125H141V126H139ZM208 125H210V126H208ZM36 126V127H35ZM44 126V125H43ZM212 126V127H211ZM258 126H259V128H258ZM84 127L85 126H83V128H81L80 129V131H82L83 129H84ZM140 127V128H139ZM256 127H257V130H256ZM19 128V129H18ZM144 128V127H143ZM220 128H222V129H220ZM236 128H237V130H236ZM255 128V129H254ZM16 129V130H15ZM18 129V130H17ZM38 129V131L41 129V128H37ZM36 129V130H37ZM206 131H205V130ZM209 129H211L210 131H211V133H210V131H209ZM259 129L261 130V131H259ZM20 130V131H19ZM28 130V131H27ZM237 132H236V131ZM253 130V131H252ZM13 131H16L15 132V134L18 136H14L13 134ZM18 131V132H17ZM127 132V133H123V132ZM129 131V132H128ZM133 131H135V130H118L117 132H119L118 134H117V132L115 131V134L113 135L112 134V132H111V135H113V136H115L114 138H113V136L109 139L110 141L111 140H115V138H118L119 136H120V138H119V140L117 139V141L115 142V145H117L118 147H122L121 149H123V148H126L127 146H129V144H125L126 142L124 141V139L126 138V139H129V135H131V139L130 140H132V136L134 135V132ZM141 131V132H142ZM198 131V130H197ZM197 131H193V132H197ZM258 131V132H257ZM41 131H39V133H40ZM83 132V131H82ZM131 132H133V135L131 134ZM219 134H218V133ZM241 132V133H240ZM259 132H260V134H259ZM263 132V133H262ZM12 133V134H11ZM21 135V136H19V134ZM29 133H31V134H29ZM80 133V132H79ZM38 134V133H37ZM42 134V133H41ZM135 134H136V132H135ZM250 134V135H249ZM256 134V135H255ZM258 134V135H257ZM12 135V137H7V136H11ZM31 137H30V136ZM80 135V134H79ZM110 135V136H111ZM127 135V136H126ZM260 135V136H259ZM263 135V136H262ZM75 136V135H74ZM117 136V137H116ZM126 136V137H125ZM136 136V135H135ZM134 136V137H135ZM167 135L165 134V133H163V134H161L160 135V137H159V139L157 140V142L159 143L160 141V145L158 144V143H155V144H157V145H155L156 147H157V150H159L160 148L158 147V146H160V147H162V145H163V143L165 142V137H166ZM250 136V137H249ZM253 136V137H252ZM255 136H256V138H258V140H257V142H256V139H255ZM5 137V138H4ZM18 138V141H15V140H17V139H15V138ZM33 137V138H32ZM121 137L123 138V140L121 139ZM128 137V138H127ZM137 137V136H136ZM260 137V138H259ZM11 138V139H10ZM19 138L23 141V142H21V140H19ZM35 138V139H34ZM40 137H38V139H39ZM75 138V137H74ZM162 138V139H161ZM33 139V140H32ZM41 139V138H40ZM161 139V140H160ZM239 139V140H238ZM246 139V140H245ZM248 139H249V141H248ZM253 139V140H252ZM260 139V140H259ZM10 140V141H9ZM12 140H13V142H12ZM130 140H129V142H130ZM19 141L21 142V143H19ZM68 141V142H67ZM121 141V142H120ZM125 143H124V142ZM236 141V142H235ZM247 141H248V143H247ZM253 141V142H252ZM19 144H18V143ZM26 142V143H25ZM61 142V143H60ZM63 142H65L64 144H62ZM112 142V141H111ZM119 142V143H118ZM129 142H127V143H129ZM163 142V143H162ZM227 142V143H226ZM258 142H259V144H258ZM23 143V144H22ZM39 143V144H38ZM58 143V144H57ZM69 143V144H68ZM114 143V142H113ZM117 143V144H116ZM29 144V145H28ZM36 144V145H35ZM63 146H62V145ZM125 144V145H124ZM165 144V143H164ZM244 144V145H243ZM252 145V146H248V145ZM15 145L17 146V147H15ZM19 145V146H18ZM127 145V146H126ZM154 145H152L149 149H150V151H152V152H145V153H148L147 155H143L144 156V158L145 157H150V156H155V155H158L157 154V152H159V151H161V150H159V151H157V150H155L156 148L154 147ZM243 145V146H242ZM261 145V146H260ZM57 146H59L58 148H56ZM61 146L63 147V149L65 148L64 146H68V148H65V150L64 151H57V149H59V148H61ZM70 146V147H69ZM126 146V147H125ZM164 146V145H163ZM241 146L243 147V148H241ZM245 146V147H244ZM256 146V147H255ZM19 147V148H18ZM20 147H21V149L23 150V151H21V149H20ZM23 147V148H22ZM28 147V148H27ZM41 147V149H39L38 150V148H40ZM229 149H228V148ZM231 147V148H230ZM233 147V148H232ZM258 147V148H257ZM261 147H263V148H261ZM56 148V149H55ZM155 148V149H154ZM163 148V147H162ZM161 148V149H162ZM239 148V149H238ZM246 148V149H245ZM249 148V149H248ZM252 148H254V150L252 149ZM7 149H8V151H7ZM13 149V151H11ZM20 149V150H19ZM53 151H52V150ZM120 149V150H121ZM149 149H148V151H149ZM152 149V150H151ZM241 149H243V152H244V154H243V152H241L242 153V155L239 153L240 152V150ZM245 149V150H244ZM37 150H38V152H37ZM154 150V151H153ZM229 150V151H228ZM246 150H249V151H246ZM10 151V152H9ZM21 151V152H20ZM44 151V152H43ZM55 151V152H54ZM70 151V150H69ZM156 151V154L155 153H153V152H155ZM242 151V150H241ZM246 151V152H245ZM251 151H255V152H251ZM8 152V153H7ZM15 154H14V153ZM24 152V153H23ZM28 153L26 156H24L26 153ZM43 154H41V153ZM56 153V154H54V153ZM60 152V153H59ZM66 152V153H67ZM249 152V153H248ZM258 152H260L259 154H258ZM4 153H5V155H4ZM7 153V154H6ZM40 153V155H38ZM61 154L60 156L58 155V154ZM254 153V154H253ZM21 154V156H19ZM49 154V155H48ZM17 155V156H16ZM28 155H30V156H28ZM56 157V156H58V157H56L57 159L58 158H60L58 161H57V159H55V160H53V157L54 156ZM238 155H241V157H240V160H239V156ZM28 156V157H27ZM38 156V157H37ZM120 156L122 157L123 155H122V153L120 154ZM229 156V157H228ZM258 156V157H257ZM8 157V158H7ZM30 157V158H29ZM33 157V158H32ZM54 157V158H55ZM119 158L121 161H119V162H122V163H117L118 164V166H113V168H110L111 167V165L110 164H113V161L114 160H111V161H109V163L110 164H108L107 165V168L106 169H104V167H103V169L101 168V172H100V174H102V173H105L106 171H107V169H108V167L110 168L109 170H111L110 172L112 173V175H110V174H108V173H110L109 171H107V173L106 174H108V175H106L105 174V177H104V175L103 176H101L100 175V181L102 180V177H104L103 179H104V182H103V180H102V182L103 183H105L106 182V179H107V181H109V179H110V181H111V178L112 177H114L115 176V174H116V176H119V174L121 175V173L123 172V173H125V171L124 170H126V171H128L129 170V172L128 173H130V169L133 167H135V163L137 162V160H139L140 158H138L137 160H131V159H128V160H130V161H134V166H133V164L131 165V163H129L130 165H131V168H130V165L127 163V165H129L128 166V169H127V166L126 167H122L121 166V164H124L123 163V160L125 159H123V158ZM236 157H237V160H236ZM23 158V159H22ZM27 158H28V160H27ZM143 157L141 158V159H144ZM256 158H258V159H256ZM44 159H46V160H44ZM48 159V160H47ZM52 159V160H51ZM140 159V160H141ZM30 160H33L32 161V163L30 162ZM45 162H43V161ZM127 160V161H128ZM255 160H257V161H255ZM3 161V162H2ZM16 161H17V163H18V165H17V163H16ZM26 161H28L27 163L29 164V165H26ZM35 161H37V162H35ZM48 161V162H47ZM53 161H55V164H54V162ZM4 162H6V164L5 165H7V166H1V165H3L4 164ZM30 162V163H29ZM35 162V163H34ZM103 162H105V161H103ZM115 162H117V161H115ZM124 162H125V160H124ZM129 162V161H128ZM139 162H141V161H138L137 163H139ZM232 162V163H231ZM248 162H249V160H248ZM11 163V164H10ZM37 163H38V165H37ZM52 163V164H51ZM226 163V164H225ZM240 163V164H241ZM9 164V165H8ZM17 165V167H15L16 165ZM24 164V165H23ZM33 164V165H32ZM37 166H36V165ZM48 164H50V165H48ZM115 164V163H114ZM117 164H115V165H117ZM227 164H229V166H228V168H226L227 166ZM15 165V166H14ZM30 165H32V167L30 166ZM34 165H35V167L37 168V170H36V172L34 171L35 170V168H33L34 167ZM110 165V166H109ZM13 166H14V168H13ZM27 166V167H26ZM28 166H30L31 168H33V169H31V168H29ZM121 166V167H120ZM3 167V168H2ZM27 168V169H30V170H28L27 171V173H28V175L26 176V169H25V171H24V169H23V172H22V168ZM116 168V169H115ZM130 168V169H129ZM132 168V169H133ZM221 169V172L219 171L220 169ZM16 171H15V170ZM121 169V170H120ZM132 169H131V171H132ZM31 170H33V171H31ZM43 170H41V171H43ZM103 170V171H102ZM120 170V171H119ZM10 171V172H9ZM46 171V170H45ZM68 171V168H67V170H66V172ZM26 174H25V173ZM1 173V172H0ZM18 173L16 174L17 176H18ZM117 173H118V175H117ZM122 173V174H123ZM126 174V173H125ZM15 175V176H16ZM129 175V174H128ZM127 174L125 175L126 177H128L129 178V176L131 177L132 176V174H130L129 176H128ZM30 176V175H29ZM28 176V177H29ZM108 176V177H107ZM125 176L123 177L122 176V178H125ZM219 177L220 178V180H222L221 178L222 177ZM107 177V178H106ZM111 177V178H110ZM16 178V177H15ZM67 178V179H66ZM114 178H116V177H114ZM114 178H112V179H114ZM118 178V177H117ZM121 178V177H120ZM121 178V179H122ZM21 179H27L28 181H26L24 184L21 182ZM66 179V180H65ZM119 179V178H118ZM118 179H115L116 181L114 182L113 181V183H109V185H111V187L109 186V188H112L113 186H114V188H116L117 187V189L120 191V189L119 188H121V187H119V186H123V185H121V183H119L120 181H122V180H118ZM127 179V178H126ZM225 179V178H224ZM22 180V181H23ZM24 180V181H25ZM72 180V179H71ZM119 182H118V181ZM125 180V179H124ZM123 180V181H124ZM128 180V179H127ZM127 180H125V181H127ZM130 180V179H129ZM128 180V181H129ZM19 181H20V184H19ZM23 181V182H24ZM67 181V182H66ZM224 181V180H223ZM29 182H31V181H29ZM101 182V183H102ZM222 182V181H221ZM219 183V185H223V183L224 182H222V183ZM59 183H62V184H59ZM65 183H67V184H65ZM100 183V184H101ZM102 183V184H103ZM117 183H119V185L117 184ZM22 184V185H21ZM26 184V186L22 189L21 188V186H24ZM56 184H58V185H56ZM115 184H117V185H115ZM135 183H133V185H134ZM218 184V183H217ZM225 184L227 185V182H225ZM15 185V184H14ZM18 185H21V186H19V187H17ZM55 185V186H54ZM66 185V186H65ZM69 185V184H68ZM108 185V184H107ZM106 185V183L104 184V186L105 187H108ZM113 185V186H112ZM215 185V184H214ZM226 185H224V186H226ZM63 186H65V187H63ZM135 186V185H134ZM216 186H218V185H216ZM52 187V188H51ZM54 187V188H53ZM101 187H103V186H101ZM119 187V188H118ZM124 187H125V185H124ZM227 187V186H226ZM63 189V191L61 190V189ZM123 188V187H122ZM121 188V190L122 191H118L117 190V192L115 193V195L117 196V198H122V199H119V201L118 202H120V200L122 201L123 200V202L124 203H118V204H116V206H114L115 205V201H113L112 202V200H110V199H113V198H110L109 197V195H106V197H107V199H105L104 200V202H103V200H99V198H101L100 197V195H99V197L97 196L96 197V195L98 194H96L95 193V197L92 199V197H90L89 199H92V200H95L96 202H98V203H96L95 201H94V203H96L97 204V206L99 205H102V204H104V203H106V201H107V204H108V206H109V203H112V204H114V205H112V204H110V207H108V208H103V207H107L106 206V204H104V205H102V208H99V207H97L96 206V204H94L93 202H92V204H94L96 207H97V209H98V211H97V209H96V207L93 205V206H91L90 207V209L88 210V212H86V213H89V214H84L83 215V217H85L86 215L88 216H86L85 218H91L92 220L93 219H95V220H93V224H89V223H91L92 222V220L91 219H89L90 220V222H86V220L87 219H85V218H83V220H85L84 222H83V224H82V221L81 222H79L78 223V225L76 226H69L68 228H69V232H68V229H66V231L65 232H67V233H65L64 232V235L63 236H61V240H58V241H56L55 242V244H54V246L55 245H57V246H55V249H58V248H62L61 249V254H58V252L60 253V251L58 250V252L57 251H55L56 253V255L54 254V255H52L53 253V251L55 250L54 248V250H52L51 251V255L52 256H54V258H55V256L58 258V256H60V255H65V257L63 256V258H65V261L64 260H62L63 258H61V256H60V258H58V259H60V261H58V259L57 258H55V259H53V257L50 255L49 257H46L45 258V260H46V262H47V264H54V262H55V264H76L78 261H77V257H79V256H82V254H80V251H79V256L78 255H76L77 253V250L79 249L78 247H80L81 246V242H82V239L81 238H85V239H88L89 237L91 238V240L94 238V236H93V234L95 235V234H97L98 236H96L95 235V238H97V243H96V245L98 244V242H99V246L98 247H100L101 245H102V249H103V247H104V249L107 247V250H113L114 251V248L118 245V244H120V246H121V250L122 249H124L125 248V246L126 247H128V251H130L129 249V247H131V246H127V244H123V243H125V241H127V239L125 238V237H127V236H124V233L126 232L127 233V231H128V227H130V224L134 227H130V229L131 228H133L132 230H134L135 232H133V233H135L134 235H136V233H138L136 236L137 237H139V236H141V235H139V232L138 231H140V234H142V236L139 238V240L138 241H140V243H141V245L143 246H139V248L141 247V248H143V249H141V252H139V249H137L136 248V252H137V250H138V252L137 253H139V255H141L140 257L141 258H139L137 255H134V252L135 251H133V250H135L134 249V245H132V247L133 248H131V250L132 251H130V252H132L133 254V259L135 258V256H136V261H132L131 260V262H128V264L130 263H134V264H187V259L185 260V258H186V253L187 252H185L184 250H186L185 249V247H181L182 245H185V243H187L186 244V248H188L190 245H191V243H192V241H194L195 240V238L194 237H192L191 235H189V237L191 236V238H190V240H188L190 243H189V245H188V242H187V238H186V236H185V234H186V232H187V230H188V227H189V225H185V224H188V223H186V221H182L183 219H181L182 218V208H180L181 207V204L182 203H179V205H178V203H175V204H177L176 206L174 205L172 208H166V205L164 206H162V204H164V203H160V202H156V201H154V202H152L153 200H151L153 197H151V199L149 198L151 195L148 193V194H146L145 192H143L142 194L144 195V196H142V197H140V194L141 193H139V191H137L138 192V195H136L137 194V192L135 191V190H132V188H130L129 187V185L127 186V187H125L126 188V190H123ZM218 188V187H217ZM220 188V187H219ZM221 188H222V186H221ZM219 189V190H223V189ZM7 189H9V190H7ZM11 189V190H10ZM12 189H14V191L12 190ZM16 189L18 190V191H16ZM20 189H22L23 191H21ZM57 189V190H56ZM58 189L59 190H61V192L62 193H60L59 191H58ZM147 188H143L142 189V191L143 190H146ZM67 190V188L65 189V191ZM107 190H108V188H107ZM107 190H105L106 192H107ZM2 191H4V192H2ZM21 191V192H20ZM34 191V192H33ZM53 191H55V192H53ZM130 191V192H129ZM6 192H9L8 194L6 193ZM61 194H59V193ZM133 192V193H132ZM136 194H135V193ZM218 192V191H217ZM4 193V194H3ZM18 193V194H17ZM46 193H48L49 194V196H52L53 198L52 199H50V201L47 203H44V201H43V198H41L40 196H48V194L47 195H45ZM52 193H54V194H52ZM58 193V194H57ZM125 193V194H124ZM147 195V198H145V194ZM14 194H16V195H14ZM28 194V195H27ZM38 194V195H37ZM41 194V195H40ZM101 194V193H100ZM105 194V193H104ZM8 196L7 198L5 197V196ZM11 195V196H10ZM40 195V196H39ZM114 195V199L113 200H115V196ZM150 195V196H149ZM4 196V197H3ZM59 196H61V197H63V198H61V197H59ZM101 196H103V194H101ZM120 196V197H119ZM123 196V197H122ZM126 196V197H125ZM14 197V198H13ZM18 197V198H17ZM37 197V198H36ZM57 197H59V198H57ZM65 197V198H64ZM109 197V198H108ZM111 197H113V195L111 196ZM216 197V196H215ZM214 197V198H215ZM5 198V199H4ZM12 201V202H9L10 200ZM16 198V199H15ZM23 198V199H22ZM24 198H27V200H30L31 201V203H33V205H32V207L35 209H38V207L40 208V210L42 209L41 207H44L42 210H41V212H39L37 215H32V211L31 210H33V208H29V210L28 209H25L21 204H23L24 205ZM40 198H41V200H40ZM56 198V199H55ZM116 198V199H117ZM137 198H141V199H137ZM149 198V199H148ZM1 199H2V201H1ZM96 199H98V200H96ZM110 201H109V200ZM143 199V200H142ZM3 200H4V202H3ZM6 200V201H5ZM8 200V201H7ZM23 200V201H22ZM58 200V201H57ZM61 200V201H60ZM128 200V201H127ZM144 201V203L146 202L145 200H148L147 202H146V204H142V201ZM150 200V201H149ZM19 201H21V202H19ZM36 201V202H35ZM55 201H57V202H55ZM60 201V202H59ZM67 201V200H66ZM101 201V202H100ZM109 201V202H108ZM128 203H127V202ZM55 202V203H54ZM59 202V203H58ZM71 201H69V203H70ZM91 201L89 200V203H90ZM100 202V203H99ZM139 202H141V203H139ZM214 202V201H213ZM236 202V201H235ZM2 203V204H1ZM5 203V204H4ZM12 203V204H11ZM16 203H17V205H16ZM51 203H53V204H51ZM117 203V202H116ZM151 203H153V204H151ZM155 203V204H154ZM160 203V204H159ZM215 203V202H214ZM214 203H212V204H214ZM35 204V205H34ZM58 204L60 205V206H58ZM71 204V203H70ZM70 204H69V206H70ZM123 204V205H122ZM140 204V205H139ZM150 205V207H149V205ZM212 204H211V206H212ZM217 204V203H216ZM237 204V202L235 203V204H232V207L230 206V209L231 208H233L234 210H235V208L233 207L234 205H236ZM39 205V206H38ZM52 207H51V206ZM53 205H54V208H53ZM55 205H57V206H55ZM62 205H64V207H62ZM117 205H118V207H117ZM121 205V206H120ZM126 205H127V207H126ZM144 206V207H141V206ZM146 205V206H145ZM154 205H160V206H157V207H155ZM12 206H14V210L12 209ZM49 206V207H48ZM72 206V205H71ZM70 206V207H71ZM113 206V207H112ZM121 208H120V207ZM153 206V207H152ZM262 206V204L261 205H258L257 207H256V209L252 212V214H251V216H250V218H248V220L247 221H245L244 223H242V224H240V225H235V231H236V234L234 235V240H233V243L234 244H236L237 242L240 244V246L241 247H239V249L241 248H244L245 246V243H246V245L249 243L248 242V239H250L249 241L251 242V241H253V238H251V237H255L254 239H256V237H261L262 238V236L264 235L263 233V235H259V233L257 232V230H254V227H256L257 225H259L260 224V221L262 220V218L264 217H262L261 218V216L262 215H264V206L263 207H261ZM59 207H62V209L60 208V210L62 211V212H64V213H66V214H64V213H62L60 210H59ZM73 207V206H72ZM92 207H94V209L92 208ZM123 207V208H122ZM149 207V209H150V211H149V209H147V208ZM158 207L159 208H163V209H161L160 211L158 210ZM175 207H177V208H175ZM213 207V206H212ZM4 208V209H3ZM58 208V209H57ZM143 208H144V210L145 211H143ZM153 208H156L157 210V212L159 213H157L155 210H153ZM174 208V209H173ZM181 210H180V209ZM214 210H211V209H213V208H211V209H209L210 210V212L211 211H213V213H215V214H213L212 212H211V215H209L210 213L208 212V215L206 216V218H205V220L204 221H202L201 223H203V224H200L201 226H203L204 225V231L202 230V232H200V230H199V234H198V232H195L196 233V235H195V237L197 236V234H198V237H196V239L197 240H199L201 243H202V240H203V245H204V243H206L207 242V236H208V242H207V244H206V247H205V245H204V247L206 248V253L208 254V256L206 255V257H205V260H204V263L207 261V264H208V262H209V256H210V254L212 253V251H214L215 249H216V247H217V243H218V241L220 242L222 239H223V235L225 236V232L223 233V235L222 234H220V233H222L224 230L223 229H225V230H228L227 231V233L230 231V228L231 227H233L234 225V220H232V218L234 219V216H232V215H234V214H230V213H232V210H228V211H230V213H229V215L230 216H232V218H229L230 216L228 215V216H226V217H224L223 216V214L225 215V213H227V211L225 210L226 209V207H224V206H218V205H216V206H214ZM262 208V209H261ZM10 209H12V211H9ZM25 209V210H24ZM72 209V208H71ZM92 209V210H91ZM105 209H107V210H105ZM125 209H127V210H125ZM167 209V211H165V210ZM173 209V210H172ZM258 209V210H257ZM54 210H56L55 212H54ZM67 210V211H68ZM114 210V211H113ZM124 210V211H123ZM129 210V211H128ZM170 212H169V211ZM224 210V211H223ZM233 210V211H234ZM257 210V211H256ZM14 211V212H13ZM25 213H24V212ZM28 213H27V212ZM31 211V212H30ZM60 211V212H59ZM94 213H92V212ZM104 211V212H103ZM115 211H116V213H115ZM147 211H149L148 213H145V212H147ZM161 211H162V213H161ZM172 211V212H171ZM223 211V212H222ZM226 211V212H225ZM259 211V212H258ZM263 211V212H262ZM20 212V213H19ZM25 214H23V213ZM105 212H106V214H105ZM118 212H119V214H118ZM157 213V214H153V213ZM164 212V213H163ZM168 212V213H167ZM178 214H177V213ZM256 212V213H255ZM3 213H4V215H3ZM59 213H61V214H59ZM93 215H92V214ZM101 213V214H100ZM108 213V214H107ZM121 213V214H120ZM152 213V217H153V215H154V217L157 215V217H155V220H154V217H153V220L155 221V223H158V224H155L153 221H152V217H151V215H149V214H151ZM167 215H166V214ZM234 213V212H233ZM255 213V214H254ZM20 214H21V216L22 217H20ZM28 214V215H27ZM54 214H55V216L56 215H62L63 214V216H57V217H55L54 216ZM103 214V215H102ZM111 214V215H110ZM131 214V215H130ZM145 214H148V215H145ZM170 214V215H169ZM228 214V213H227ZM258 214V215H257ZM3 215V216H2ZM7 215H9V217L7 216ZM90 215V216H89ZM94 215H96V216H94ZM113 215V216H112ZM115 215V216H114ZM159 215V216H158ZM178 215H180V216H178ZM218 215H222L221 216V219L220 220H218V224H217V226H216V228H214V229H212V223L214 222V220H216L215 218H217L218 217ZM255 215V216H254ZM12 216V217H11ZM19 216V217H18ZM51 216H53V217H51ZM106 216V217H105ZM110 216V217H109ZM121 216V217H120ZM128 216V217H127ZM132 216V217H131ZM143 216H146V217H143ZM151 218H150V217ZM166 216V217H165ZM253 216V218H251ZM6 217H8L9 219H7ZM31 219V220H29V218ZM120 217V218H119ZM123 217V218H122ZM148 217V218H147ZM167 217H168V220H167ZM226 219L225 220V222H227L228 224H231V227H230V225L227 227V224L224 222V218ZM256 217V218H255ZM2 218V219H1ZM13 218V219H12ZM20 218V219H19ZM26 218H28V222H30V221H32V222H30V223H27V219ZM40 218V219H39ZM43 218V219H42ZM48 218V219H47ZM50 218L52 219V220H50ZM60 218V219H59ZM105 218L107 219V220H105ZM117 218V219H116ZM128 218V219H127ZM149 218H150V220H149ZM230 219V221H231V223H230V221H229V219ZM16 219V220H15ZM26 219V220H25ZM32 219H34L35 221L36 220H38L36 223H35V221L34 220H32ZM58 219L62 222V223H60L59 221H58ZM102 219H103V221L105 222V223H103V221H102ZM146 219V220H145ZM158 219V220H157ZM164 219V220H163ZM228 219V220H227ZM250 219H253V220H250ZM255 219H259V221H254ZM11 220V221H10ZM14 220L16 221V222H14ZM45 220V221H44ZM46 220L47 221H49V222H51V221H53V226H54V229H53V227H51V228H49L50 226V224L48 225V227L47 228H49L48 230H47V228H46V230L44 229V227H42V228H40L42 225H44V224H48L49 222H47L46 223ZM88 220V221H89ZM114 220V221H113ZM118 220V221H117ZM119 220H121V221H119ZM138 220V221H137ZM150 221V222H152L151 224H150V222H148V221ZM163 220V221H162ZM167 220V221H166ZM174 220H175V222H174ZM34 221V222H33ZM44 221V222H43ZM95 221V222H94ZM98 221V222H97ZM101 221V222H100ZM107 221V222H106ZM113 221V222H112ZM117 221V222H116ZM127 221V222H126ZM131 221V222H130ZM158 221V222H157ZM183 223H182V222ZM221 221V222H220ZM253 221V222H252ZM5 222H9V224H5ZM17 222H18V224H17ZM24 223V224H22V223ZM43 222V223H42ZM57 222L58 223H60V224H57ZM100 222V223H99ZM120 222V223H119ZM138 222V223H137ZM160 222L162 223V224H160ZM211 222V223H210ZM216 222H217V220H216ZM257 222V223H256ZM20 223V224H19ZM32 223H34V224H32ZM85 223V224H84ZM97 225H96V224ZM120 224V225H118V224ZM134 225H133V224ZM136 223H137V225H136ZM185 223V224H184ZM251 223H253V224H251ZM257 224L256 226H253V227H250L251 225H255V224ZM3 226H2V225ZM11 224V225H10ZM31 224V225H30ZM37 224H39V226L37 225ZM88 224V225H87ZM114 224V225H113ZM153 224V225H152ZM184 224V225H183ZM225 224H226V228H224V226H225ZM250 224V225H249ZM6 227H5V226ZM16 225V226H15ZM33 225V226H32ZM52 225V224H51ZM80 225H82V226H80ZM95 225H96V227H95ZM101 225V226H100ZM112 225V226H111ZM123 225H124V228H123ZM125 225H127L128 227H125ZM152 225V226H151ZM155 225V228L153 227ZM163 225V226H162ZM206 225V226H205ZM261 225V224H260ZM262 225H263V223H262ZM2 226V227H1ZM7 226H9V227H7ZM13 226V227H12ZM15 226V227H14ZM25 226V227H24ZM45 226V225H44ZM93 226V227H92ZM103 226V227H102ZM109 227L108 229H107V227ZM116 228H115V227ZM118 226H121V227H118ZM149 226L150 227H152V228H149ZM209 226H211V227H209ZM3 227H5V228H3ZM14 228V229H12V230H10L9 228ZM17 227H19V228H17ZM46 227V226H45ZM59 227V226H58ZM61 227V226H60ZM70 227L72 228V229H74L75 231H77V232H75L74 230V232L72 233L71 232V229H70ZM78 227H80L79 229H81V230H79L78 229ZM89 227V228H88ZM98 227V228H97ZM111 227H113L114 228V230H112L113 228H111ZM169 227V228H168ZM7 228V229H6ZM32 228V232L30 231V229ZM38 228V229H37ZM91 228V229H90ZM96 228V229H95ZM111 228V229H110ZM128 228V229H127ZM202 227H200V229H201ZM223 228V229H222ZM252 228V229H251ZM16 229L18 230V231H20L19 232V234H16L17 232H16ZM40 229H44V230H40ZM107 229V230H106ZM110 229V230H109ZM119 229V230H118ZM125 229H127L126 231L123 230ZM136 229V230H135ZM138 229V230H137ZM142 231H141V230ZM155 229V230H154ZM199 229V228H198ZM222 229V230H221ZM232 229V228H231ZM16 232H14V231ZM21 230L23 231V232H21ZM88 230V232H85V231H87ZM90 230L91 231H93V232H90ZM109 230V231H108ZM117 230H118V233H117ZM153 230L155 231V232H153ZM186 230V231H185ZM191 230V229H190ZM210 230H212V231H210ZM214 230V231H213ZM221 230V231H220ZM250 230H254V231H250ZM264 230V229H263ZM43 231V232H42ZM102 231V232H101ZM108 231V232H107ZM112 231V232H111ZM114 231H116V232H114ZM218 231V232H217ZM80 232V234H78ZM82 232H85V233H87V237L88 238H86V236L84 237V233H82ZM99 232V233H98ZM122 232H124L123 234H121ZM191 232V231H190ZM216 232V233H215ZM255 234H254V233ZM9 233H11V234H9ZM14 233V234H13ZM21 233V234H20ZM23 233V234H22ZM69 233V234H68ZM77 233V234H76ZM82 233V234H81ZM90 233H93L92 235L90 234ZM130 233H132V231H128V235L130 234ZM157 233V234H156ZM202 233V234H201ZM214 233V234H213ZM249 233V235H247ZM254 235H253V234ZM4 234V235H3ZM8 234L10 235L9 237L11 238V240L9 239V237H8ZM16 234V235H15ZM72 234H75L76 235V238H78V240H79V237H81V235H83L81 238H80V243L78 242V240L75 238V235H73V236H70V235H72ZM88 234H90V235H88ZM100 234V235H99ZM105 236H104V235ZM112 234V235H111ZM173 234V235H172ZM209 234H212V235H209ZM15 235V237H13ZM17 235L20 237V235L23 237V238H18L17 237ZM80 235V236H79ZM116 235V236H115ZM118 235V236H117ZM133 235V234H132ZM154 235V236H153ZM193 235V236H194ZM207 235V236H206ZM215 235V236H214ZM239 235V236H238ZM244 235V236H243ZM252 235V236H251ZM5 236V237H4ZM79 236V237H78ZM100 236V237H99ZM102 236V237H101ZM104 236V237H103ZM131 235H129L128 237H130ZM200 236H201V238H200ZM202 236H204L205 238H203ZM213 237V238H209V237ZM219 236H220V238H219ZM240 236H242L241 237V239L240 238H238V239H240V240H238L237 239V237H240ZM246 236V237H245ZM25 237V238H24ZM74 237V238H73ZM93 237V238H92ZM119 237H121V239H119ZM135 237V236H134ZM137 237H135V239H137ZM160 237V238H159ZM16 238L18 239V240H16ZM66 238H67V240H66ZM94 238V239H95ZM131 238V237H130ZM133 238V237H132ZM203 238V239H202ZM245 238V239H244ZM247 238V239H246ZM263 238H264V236H263ZM262 238V239H263ZM9 239V240H8ZM76 239V240H75ZM103 239V240H102ZM124 239H126V240H124ZM129 239V238H128ZM142 239H144V242L147 240V242L149 243V244H144V242L142 241ZM146 239V240H145ZM22 240V241H21ZM62 240H64V243L62 242ZM72 240V241H71ZM120 240V241H119ZM159 240V241H158ZM215 240V241H214ZM237 240V242H235ZM259 240V238L258 239H256V241H258ZM261 240V239H260ZM68 241V242H67ZM71 241V242H70ZM75 241V243H78V245H74V243H72V242H74ZM77 241V242H76ZM85 242H87L86 240H84ZM83 241V243H85ZM93 241V240H92ZM94 241H96V240H94ZM124 241V242H123ZM130 241V240H129ZM133 241H134V239H133ZM132 240L130 241V243H132L133 242ZM137 240H135V242H136ZM136 242V246L138 247V245H137V243H139V242ZM142 241V242H141ZM151 241V242H150ZM183 241V242H182ZM217 241V242H216ZM263 241H264V239H263ZM262 241V242H263ZM15 242H19V244H17L16 245V243ZM64 244V246L62 245V243ZM108 242H109V245L110 246H108L107 244H108ZM120 242V243H119ZM160 242V243H159ZM168 242V243H167ZM210 242V243H209ZM243 243L244 245V247H242V244L241 243ZM261 242V243H262ZM60 243V244H59ZM89 243H90V240H89ZM88 242L86 243V245L87 244H89ZM92 243H94V242H92ZM92 243H91V245H92ZM95 243H94V245H92V246H94V248H96V246H95ZM100 243H102L101 245H100ZM106 243V244H105ZM111 243V244H110ZM128 244H129V242H127ZM139 243V244H140ZM143 243V244H142ZM146 243V242H145ZM209 243V244H208ZM253 243V248L255 249V247L254 246H256V244H254V241L252 242ZM256 243V242H255ZM10 244H11V246H10ZM15 244L16 245V248H15V245L13 246V245ZM73 244V245H72ZM79 244H80V246H79ZM105 244V245H104ZM124 245V248H123V245ZM132 244H134V243H132ZM217 244V245H216ZM263 244V245H262ZM262 244H259V242H258V246L257 247H259L260 245H262V246H264V243H262ZM25 245V244H24ZM20 246V248H22V247H25L26 248V245L25 246ZM62 245V246H61ZM66 245H67V247H66ZM70 245H71V247L75 250V249H77V250H75V253L73 252L74 250L73 249H71V248H69V249H71V250H73V251H69V253L68 252H66V250L68 249V246L70 247ZM86 245H84V248L86 247ZM90 245V247L88 246V248H85V250L86 251H82L83 253H85V255H87L88 253H89V256H92L93 258L95 257L94 255H96V257H98L99 256V258H100V255L99 254H101V253H99L100 251H102V249L100 248H98L99 250V252H97L96 253V251L97 250H95V252L93 251V250H91L90 248H92V246ZM104 245V246H103ZM130 245V244H129ZM238 245V244H237ZM53 246V247H54ZM76 248H75V247ZM83 246V245H82ZM114 246V247H113ZM135 246V247H136ZM146 246H149V247H146ZM239 246V245H238ZM113 247V248H112ZM145 247V248H144ZM237 247V246H236ZM247 247H249V244L247 245ZM251 247V248H252ZM256 247V248H257ZM84 248H82L83 250H84ZM111 248V249H110ZM147 248V249H146ZM209 248V249H208ZM262 247L260 246V249H261ZM68 249V250H69ZM81 249V248H80ZM88 249V250H87ZM89 249L91 250V251H89ZM103 249V253H104V251L106 250H104ZM120 250L119 249V247H117L115 250ZM239 249L237 250L236 248H235V250H237V251H239ZM245 249H246V247H245ZM245 249H244V251H245ZM249 249V248H248ZM247 249V252L250 250H248ZM253 249V250H254ZM260 249H258V250H256V252L255 253H249V252H251V251H249L248 252V254H250L249 256H250V258H252V259H250L249 258V256H247V255H243L244 257L245 256H247L249 259H250V262H249V264H264V253H263V255L261 254L262 252V250L260 251ZM264 249V248H263ZM16 252H15V251ZM23 250H25L24 248H23ZM67 250V251H68ZM106 250V251H107ZM127 250V249H126ZM126 250H123L122 251V255H123V252L124 251H126ZM179 250V251H178ZM208 250V251H207ZM15 252V255H14V253L12 254V252ZM88 251V252H87ZM105 251V252H106ZM113 251H112V253H113ZM142 251H144V252H142ZM177 251H178V253H177ZM211 251V252H210ZM257 251H260V253H259V255H258V252ZM264 251V250H263ZM65 252V253H64ZM185 252V253H184ZM233 252V251H232ZM241 252V251H240ZM240 252H238V254H241ZM11 256H9L8 254ZM12 255H11V254ZM96 253V254H95ZM99 253V254H98ZM107 253H111L110 251H108ZM107 253H105V256H106V254ZM118 253H120V251L118 252ZM126 253V256L128 255V253L127 252H125ZM124 253V254H125ZM137 253H135V254H137ZM235 254L237 253V252H234ZM244 253H246V252H244ZM243 253V254H244ZM7 254V255H6ZM71 254V255H70ZM73 254V255H72ZM97 254H98V256H97ZM114 254H117V251L116 252H114L113 254H111V255H113L114 256ZM254 254V255H253ZM70 255V256H69ZM75 255V256H74ZM84 254H83V258H84V256H85ZM104 255V254H103ZM111 255H108L107 254V256L106 257H109V256H111ZM129 255H131V253H129ZM182 255V256H181ZM184 255V256H183ZM232 255V254H231ZM253 255V256H252ZM6 256H9V258L7 259V257ZM88 256V257H89ZM101 256H102V254H101ZM112 256V257H113ZM116 256H118V254L116 255ZM124 257H125V255H123ZM234 255H232L231 257H233ZM239 256V255H238ZM241 256V255H240ZM243 256H242V258L240 257V258H238V259H243ZM263 256V257H262ZM16 257V256H15ZM20 257V256H19ZM69 257H71V258H69ZM72 257L74 258V257H76V260H73L72 259ZM86 257V256H85ZM86 258L87 259V261L88 260H91L92 262H93V264H95L97 261H99V258H98V260H97V258L95 257V261L93 260V258L91 257V259H89V258ZM119 257H122V256H120V254H119ZM124 257H122L123 258V260H124ZM128 257V256H127ZM137 257L140 259H137ZM183 258V259H181V258ZM230 257V256H229ZM246 257V258H247ZM17 258V257H16ZM15 258V259H16ZM20 258V259H21ZM35 258H38L39 260L41 259L40 257H35ZM33 259V258H31L30 260H29V262H28V264H45L46 262H45V260H43L44 258H42L40 261H41V263L40 262H38V259L36 260V259ZM81 258V257H80ZM110 258V257H109ZM116 258H118V257H115V260H116ZM122 258H120V259H122ZM132 258V257H131ZM234 258H236V257H234ZM234 258H232V259H234ZM246 258H245V260H246ZM4 259V260H3ZM68 259H69V262H68ZM75 259V258H74ZM85 259V258H84ZM84 259H81V260H84ZM104 258H103V256H102V260H103ZM110 259H112V258H110ZM109 259V260H110ZM119 259V258H118ZM206 259H208V260H206ZM261 259V260H260ZM7 261V264L9 263L10 264V262L11 261ZM17 260H18V258H17ZM33 260V261H32ZM34 260H36L35 262H34ZM44 262H43V261ZM112 260H114V258L112 259ZM112 260H110L111 262H112ZM127 260V259H126ZM137 260H139V261H137ZM228 260V259H227ZM231 259L229 258V261H230ZM21 260H18V261H12V263L13 262H15L16 264H17V262H20ZM66 261H67V263H66ZM76 261V262H75ZM118 261H121L122 262V260H118ZM118 261H117V263H118ZM128 261H130V260H128ZM181 261V262H180ZM229 261L228 262H226V264H229ZM231 261H235V260H231ZM243 261V264H246V261H244V260H242ZM241 261V262H242ZM249 261V260H248ZM32 262V263H31ZM57 262V263H56ZM95 262V263H94ZM108 262V261H107ZM127 261H125V263H126ZM140 262V263H139ZM238 262H240V260L238 261ZM240 262V263H241ZM245 262V263H244ZM14 263V264H15ZM86 263V262H85ZM91 263V262H90ZM98 263V262H97ZM102 262H100V264H101ZM104 263V262H103ZM109 263V262H108ZM107 263V264H108ZM123 263V262H122ZM132 263V264H133ZM203 263V264H204ZM231 263V262H230ZM234 263V262H233ZM233 263H231V264H233ZM237 263V262H236ZM77 264H84V263H82V261L81 262H78ZM87 264V263H86ZM89 264V263H88ZM99 264V263H98ZM105 264V263H104ZM111 264H114V263H111ZM235 264V263H234ZM238 264V263H237ZM242 264V263H241ZM247 264H248V262H247Z\"/></svg>","mask_w":264,"mask_h":264},{"label":"bare ground","instance_id":"6f19581e","mask_svg":"<svg viewBox=\"0 0 264 264\" xmlns=\"http://www.w3.org/2000/svg\"><path fill=\"white\" fill-rule=\"evenodd\" d=\"M30 1V2H29ZM37 2L38 3V0H27V1H23V0H21V2L19 1V0H16L15 2H17V4H18V6L19 5H22L23 6V8L24 7H26V9H27V13H26V9L24 10V16H23V20L22 19H18L19 21H16V25L15 26H17L18 25V31H20L21 30V27H22V33L24 32V34H22V36H19V39L21 38V37H23V35H24V37L25 36H27L28 34H29V36H28V38H22V40H19L20 42L22 41V43L23 44H21L19 41H18V39H17V37H18V34H19V32L17 31V29H16V31H13V30H9L8 28V30L7 31H4V30H2V33H0V53H2L3 52V50H2V48L3 49H5L4 47H6L7 45H15L16 44V46L18 45V47L21 45V49H20V47L19 48H16V50H12L13 48H9V46L8 47H6V48H9V52L7 53V54H14L15 55V57H16V55H17V53H20L22 56V60H16L17 58H19L18 57V55H17V57H16V59H15V57H14V60H13V58H12V61H9V63H7L6 61H4L3 60V58H5L4 56H5V53H3V57L1 56V58H0V60L2 59V61H0V71L2 72L3 71V69L4 68H7V69H9V70H4L5 71V73H4V71L0 74V80H1V83H0V129L2 130V129H4V127H7L8 125H6V123L8 122H11L12 120L11 119H7L6 121H3L5 118H2L3 117V113H4V110H7V107H9V106H11V108H12V112H13V114L12 115H14V114H16V115H18V113L20 112V110H21V108L24 106L25 107V105H27L28 103H29V100H27L26 99V97L25 98H23V99H26V100H21V99H19V100H11L10 101V99L9 98H7L6 99V96H8L7 94H8V90H7V93L5 92L6 91V89H5V86H7V85H10V83H11V85L12 86H15V85H17L18 84V80H20V78H21V80L23 81V83L25 84V85H28V86H31V85H33L34 87L35 86H37V85H39L38 83H37V81L36 82H31V80H30V78L29 79H27L26 77H28V75L30 74V73H32L33 75H34V73L37 71V69L38 68H40V69H42L43 67L42 66H40V65H42V64H44L46 67L47 66H49V65H51L52 63H54V58L55 57H53L54 55H52L54 52L53 51H51V53L52 54H50L49 52L50 51H48V49H45V53L47 54H49L50 56H46V58H44V57H42V55H40V54H38L37 56H36V54H31L30 53V55H32V56H30L31 58V61H32V59L34 58L35 59V61L37 60L36 58H38V64H31V62H30V59H28V57L27 58H25L28 54H29V50H32V48L30 47L31 46V42H32V46H33V48H35L36 47V44L38 43V44H41V43H47V42H49V41H53V39H51V36H48V37H46V38H43L42 36H44V35H39V34H41L40 32H43L42 34H44V28H43V24L41 23V22H38L39 20L38 19H36V16H37V18H38V16H39V13H37V11H36V13L33 15V13H32V11H28L29 9H31L32 8V6H31V4H32V2ZM46 2H48L45 6V9L48 11V12H46V15H45V17L43 16V21H44V18H45V20L48 22V20H50L51 18L53 19V17H54V14H56L59 18L62 16V18L65 20L63 23H61V24H65L63 27L65 28V27H67L70 23H74V22H76V24H79V22L80 21H82V22H84L83 21V19H84V15L82 14V16H83V18L81 19V17H80V15H78V13L79 12H81L82 10H84L85 8H87V7H89V5L92 3V2H98V1H100V0H60V1H58V3H59V5H58V3H57V5L56 4H54V6L52 5V0H49V1H47V0H45ZM44 0L42 1V3H44L45 2ZM53 1H55V0H53ZM106 1V0H105ZM110 1V0H109ZM117 1V0H116ZM116 1L114 0V2L113 3H115L116 4ZM127 1H129V0H127ZM146 1V0H145ZM148 1V4H152V2H153V6L155 7V5L156 4H158L159 3V0H153V1H151V0H147ZM157 1H158V3H157ZM161 1V0H160ZM173 1V2H172ZM211 1V0H210ZM209 1V2H210ZM217 1V0H216ZM215 1V2H216ZM222 1V0H221ZM23 2V3H22ZM28 2V3H27ZM34 2H33V4H34ZM56 2V1H55ZM108 1H106V3H107ZM131 2V1H130ZM143 2H144V0H143ZM142 2V3H143ZM175 2V0H163V1H161V3L163 4V5H165L167 8L166 9H169L170 7H176L175 6V4L176 3H174ZM214 2V1H213ZM212 2V3H213ZM12 2H11V0H6V1H4V0H0V14L3 12V14L4 13H6L7 12V10L8 9H10L11 8V4ZM27 3V4H26ZM41 3V2H40ZM42 3L41 4H39L40 6H39V11L41 12L43 9H44V7H43V9L42 10H40V8H41V5H42ZM105 3V2H104ZM103 3V4H104ZM105 3V4H106ZM111 3V2H110ZM113 3H111V5H114ZM160 3V4H161ZM204 3H205V1H204ZM208 3V2H207ZM206 3V4H207ZM212 3H209V4H212ZM16 4V3H15ZM25 4V5H24ZM29 4V5H28ZM61 4V5H60ZM95 4V3H94ZM145 4V3H144ZM159 4V6H162V7H158V5H156V7L155 8H158V10L156 9H154V11H156V12H154L153 10L151 11V10H148V12H150L151 11V16H149V17H152V18H150L151 20L150 21H147V20H149L148 19V17H146V15L144 16V18L146 17L147 18V20H146V22L148 23V22H150V24L152 25V23H155V24H153L152 26H153V29L151 28L150 29V31L152 30H154V32L156 31V30H158V28H160V26L159 25H165V26H163L164 28L166 27V26H168V25H170L169 24V22H170V20H171V18H169V17H171V16H174V15H172V11H173V9H169V10H166L165 9V7L161 4L160 5ZM198 4V3H197ZM202 4H203V1H202ZM205 4V5H206ZM208 4V5H209ZM214 4V3H213ZM220 4V3H219ZM225 4L226 5H224V3H223V10L227 7V3L225 2ZM101 5H102V2H101ZM101 5H98L99 7L101 6ZM143 5V4H142ZM145 5H147V4H145ZM174 5V6H173ZM204 5V6H205ZM222 5V4H221ZM15 6H17V5H15ZM55 6H58V7H60V8H58V9H53V8H51V7H55ZM133 6V5H132ZM135 6V5H134ZM133 6V7H134ZM144 6V5H143ZM142 6V7H143ZM149 6V5H148ZM197 6V5H196ZM200 6V5H199ZM199 6H197V8L199 7ZM211 6V5H210ZM213 6V5H212ZM211 6V7H212ZM217 6V5H216ZM214 7L215 8V10H216V8H217V10H218V7ZM219 6V5H218ZM226 6V7H225ZM234 6V9L236 10L235 11V14H236V16H237V14L238 13H236V12H239V14H238V16L237 17H239V18H242L243 16H242V14L243 13H245L246 11L243 9V8H240L237 4H234L233 5ZM233 6H232V9H233ZM20 7V6H19ZM19 7H16L17 9L19 8ZM105 8H107L106 6H104ZM113 9H114V7L116 8L117 6L115 5V6H111ZM140 7V5L137 7L140 11H142V10H144V7H143V9H142V7H141V9L139 8ZM152 8V6H149V8ZM220 7V6H219ZM23 8L21 9L22 11H23ZM29 8V9H28ZM91 8V7H90ZM93 8V7H92ZM91 8V9H92ZM103 8V7H102ZM101 8V9H102ZM135 8V7H134ZM148 8V9H149ZM160 8V9H159ZM164 8V9H163ZM44 9V10H45ZM89 9V8H88ZM91 9H89L91 12H92V10ZM97 9V8H96ZM111 9V8H110ZM145 9H147L146 7H145ZM207 9V8H206ZM19 10V9H18ZM32 10V9H31ZM43 10V11H44ZM53 10L55 11V12H53ZM98 10H100L99 8H98ZM112 10V9H111ZM162 10V11H161ZM213 10V9H212ZM216 10V11H217ZM220 11H221V8L219 9ZM222 10V11H223ZM244 10V11H243ZM261 10V9H260ZM12 11V10H11ZM51 11H52V13H51ZM107 11V10H106ZM145 11V10H144ZM221 11V12H222ZM19 12V11H18ZM72 12H74V13H72ZM83 12V11H82ZM88 13H89V11H87ZM109 12V11H108ZM139 12V11H138ZM143 12V11H142ZM146 12H147V10H146ZM156 13L157 14V16L159 15V17H156V15H154V13ZM163 12V13H162ZM166 12H168L169 13V15H168V13H166ZM179 12H180V10L177 12V13H175V16H176V14H179ZM211 12V11H210ZM224 12H225V10H224ZM8 13V12H7ZM22 13V12H21ZM29 13H31V14H29ZM47 13L49 14H53L52 16L51 15H47ZM66 13H68L67 15H66ZM86 13V12H85ZM84 13V14H85ZM99 13V12H98ZM159 13V14H158ZM161 13V14H160ZM218 13V12H217ZM62 14V15H61ZM74 14V15H73ZM103 14V12L101 13V14H99V15H102ZM165 16H164V15ZM166 14H167V16H166ZM214 14V13H213ZM216 14V13H215ZM214 14V15H215ZM222 14H223V12H222ZM222 14H220V12H219V15L221 16ZM30 15V16H29ZM31 15H33V16H31ZM55 15V18L54 19H56V16ZM71 15H72V20H71ZM75 15H77V17H76V19H78L79 17H80V21L78 20V22L76 21V19H75V17H73V16H75ZM93 16V13L92 14H90V19H92L91 17ZM149 14L147 13V16H148ZM211 15V14H210ZM213 15V16H214ZM218 14H217V16H219ZM239 15H241V16H239ZM2 16V15H1ZM12 16V15H11ZM10 16V17H11ZM17 16H18V14H17ZM35 16V17H34ZM48 16L50 17V19H48ZM70 16V17H69ZM103 16H105V14L103 15ZM154 16L156 17V18H158L157 19V21H155V22H153L154 20H156L155 18H154ZM162 16V17H161ZM164 16V17H163ZM204 16H206V14L204 15ZM212 15L210 16L211 17V19H210V21L208 22V19L209 18H207L208 16H206V17H204V19H203V16L201 17V22L199 21V23L201 24L202 23V25H203V22H202V20H204V21H206V23L208 22L209 23V25L208 24H206V26H205V24L202 26V25H200V26H202V28L201 27H199L198 28V26H197V24H195V28H197L198 30H195V32L197 33H200L199 35V37L198 36H196V35H198V33L197 34H195L194 35V38H195V36L197 37V38H199L200 39V37L202 38L203 36V34L205 35V33L206 34H209V36L211 37V34H212V37L211 38H213V39H211L209 36V39H208V37H207V43H206V45L205 46H207V47H205V46H203V47H199L200 48V52H201V50H203V48L204 49H207V50H205V53H203V55L202 56H204V58H208L209 60H210V62H211V65H212V67H213V70H212V79H213V81L214 82H216L218 85H216V87L215 88H213V89H211L208 93H206L207 94V98H206V100L205 101H203V103H202V105H200L199 106V108H197V110L195 111H193L190 115H189V117L188 118H186V119H184V120H180V121H177L176 123H173V124H171V121L172 120H170L172 117H173V115L174 114H177V112H179L180 110H181V108H183V106L182 105H184L183 104V102H184V100H185V96L187 95V93L188 92H190V90H188V88H187V86L185 87V88H183V91H184V96L182 97V94H181V92L180 91H182V90H178L179 92H180V94H176V95H172V94H168V95H166L165 94V92H163V91H165V90H163L165 87H169V85H174V84H171L172 83V81H173V78H172V81H171V78H170V81H171V83L170 84H167L168 83V81H169V78H166V77H168L169 75H170V73H169V71L168 70H166L167 71V73H166V71L164 72V70H165V68L167 67V69L169 68V66H167L168 64H167V62L170 64L171 62H172V60H170L171 62H169V60L167 59V61L165 62V63H163V64H165V66L163 67L164 68V70L162 69V67H160V65H158L157 63H155V64H157L159 67H160V69H158L159 70V72L157 71L155 74H153L155 71L154 70H156V69H154L153 70V77H151L150 76V78L151 79H149V81L147 82V86L149 87V89L148 90H146V96H147V94L149 93L148 91H150L151 92V90H152V93H154L153 94V96H151V94L152 93H149L148 94V96L150 97V98H146V97H142V95L141 94H139V96L141 95V97H139L137 94H136V92H139L142 88V85H141V87H140V85H139V83H137V85H138V87H140L136 92L134 91V93L137 95V97H139V98H137V99H139L140 100V102L142 101V99L143 98H145V103L144 104H142L143 102H144V100L141 102V104H140V102L135 98V100H137L138 102L137 103H139L140 105H136L137 103H136V101L134 100V99H132L134 96H133V94L134 93H132L133 91H131L130 92V88H129V84H128V80L129 79H132V78H129V77H126L127 76V74H130V71H127L130 67H129V62H128V60L127 59H129V57L131 56V55H129L128 53H130L131 51L130 50H128L127 48V51H129V52H127V53H125L126 55H128L129 57H127V58H125L124 57V59H121V57L119 58V56L118 57H116V59H117V61H108L109 60V57H105V59H103L102 61H101V63H99L98 64V66H97V69H95L96 70V73H97V71H99V73H97V75H95V70H94V76H96V82L93 84V86H92V88H91V92L90 91H88V92H90L89 94H88V99H86V100H88L87 102H88V105L85 107V109H84V111H82V110H79V111H77V113H76V111H74V110H70V109H68L67 110V108L68 107H66V106H62V107H60V109H59V111L57 112V109H55L56 110V115L55 116H57L56 118H53V116H52V114L54 113H52L51 112V118H53V119H48L47 121H45V122H43L46 118H44V120H42V123H39V125L40 126H38L37 128H41L39 131H41L40 133H39V131H38V129L37 128H35L34 130H33V134L32 135H34V133H35V137L37 136V135H40V136H37L36 137V139L37 140H44L45 142H47L48 144H49V146H52L53 145V143H55L57 140H68V139H71L72 140V138H73V140H74V145L71 147V149L69 148V150H68V152H67V150L66 151H64L65 150V148H68V146L66 147V146H64L65 148L63 149V145L62 144H64L65 142H63L61 145V148H59V149H57V151L59 150H61V151H64L63 153L64 154H58L59 156L61 155V160L59 161V162H57V164H56V166L55 167H52V166H50V168H46V169H41V170H43V171H41L40 170V167L38 166V172L40 171V173L38 174L37 172H36V170H37V168L35 167V165H34V167L33 168H35V172L37 173V175L33 172V174L31 175V173L30 172H28L29 173V175H28V173H27V171L28 170H30V169H27V168H22V172H23V169H24V171H25V169H26V178L29 180V181H31V182H29L27 179L24 181L23 179H21V182L24 184L26 181H28V183H27V186H28V184H31V187L29 188V190L31 191V190H34V191H36V192H39L40 191V193L42 192V191H46V190H48L49 189V186H52V184L50 185L49 183H55V182H64L63 180H64V178L69 174V178H70V183L69 182H67V183H65V184H67V186L68 187H65V186H63V187H65V189L67 188V190L65 191V189H64V192H66V195L67 196H65V197H67V199H63V201H59L60 202V204L62 203V202H66V204H65V202H64V204H65V207H64V205H62V207H64L63 208V210L65 209H67V205H68V209L70 208V212H69V210L67 211L66 210V212H69L66 216H63V214L62 215H56L55 216V214H54V216L55 217H57V216H63V217H61L62 218V221H63V224H61V225H58L57 226V228H55V230H52V228L51 227H53V229H54V224H53V221H51V222H49L50 220H52L51 218H50V220L49 221H47L46 220V223L47 222H49L48 224H44V225H42L40 228H42V227H44V229L46 230V228L48 227V225L50 226L49 228H51L50 229V231L48 230L49 228H47V230L48 231H46L45 233H43L42 235H39V236H37V237H33V236H36L35 235V233L32 235V237L31 238H27L26 237V239H27V244L24 242V240H23V242H21V243H24L25 245H26V248L25 247H22V248H20V246H23L24 244H19V242L17 243V242H15L16 243V245L17 244H19V245H17V246H19L18 247V249H16V251L18 250V254L20 253V251H21V249H22V258H21V255H17V253H16V255H15V252H12V254L14 253V255L18 258V260H21L20 262H17V264H28V262H29V260L31 259V258H35V257H40L41 259L42 258H44L43 260H45V258L46 257H49L50 255H51V251L52 250H54L55 249V246H57V245H55L54 246V244H55V242L56 241H58V240H61V236H63L64 235V232L66 231V229H68V232H69V226H77L78 225V223L79 222H81L82 220H83V218H85V217H83V215L84 214H89V213H86V212H88V210L90 209V207L91 206H93L94 204H96V203H98V202H96L95 200H92L94 197H95V193L97 194L96 195V197L98 196L99 197V195H100V197L101 198H99V200L101 199V200H103V202H104V200L105 199H107V197H106V195H109V197L110 198H113L114 199V195H115V193L117 192V187L116 188H114V186L112 187V188H109V186L111 187V185H109V183L111 184V183H113V181L115 182L116 180L115 179H118V180H127V181H118L119 183H121V185H123V186H119V187H123L122 189L123 190H126V188L125 187H127L128 185H129V187L130 188H132V190H137V191H139V193H141L140 194V197H142V196H144L142 193L143 192H145L146 194H150L149 196V198L151 199V197H153L151 200H153L152 202H154V201H156L157 203L158 202H162V203H164V204H162V206L164 205H166V208H172L174 205L176 206L177 204H175V203H178V205H179V203H182L181 204V207L180 208H182V218L181 219H183L182 221H186V223H188V224H185V225H189V227H188V230H187V232H186V234H185V236H186V238H187V242H188V245H189V241L188 240H190V238H191V236L192 237H194L195 238V240L194 241H192V243H191V245L188 247V248H186V244L187 243H185V245H182L181 247L183 248V247H185V249L186 250H184L185 252H187L186 253V258H185V260L187 259V264H203L204 263V260H205V257H206V255L208 256V254L206 253V248L208 247H206V244H207V242H208V236H207V242L206 243H204V245H205V247H204V245L202 244L203 243V238H205L204 236H202L203 238V240H202V243L199 241V240H197L196 239V237H198V234L200 233V232H202V230L204 231V225L203 226H201L200 224H203V223H201L202 221H204L205 220V218H206V216L208 215V212L210 213L209 215H211V212L213 213V211H211L210 212V210L209 209H211V208H213V209H211V210H214L215 208H214V206H216V205H220V206H224V207H226V211H227V213H225V215L223 214V216L224 217H226V216H228L229 215V213H230V211H228V210H232V213H230V214H234L233 212V208H231L230 209V206L232 207V204H235L236 202H237V200H238V196H239V194H240V192H241V190L246 186V184H247V182H248V180H249V178H250V176H251V174H252V171H253V169L257 166V164H259V163H264V157L263 158H261L262 157V154H263V152H261L262 154H261V157H260V160L259 161H257V160H255V161H257L256 163H254L253 164V166H251V170H249V168H247L250 164H252L253 163V160H250L249 159V157H250V155L248 156V155H246L247 156V158H248V160H249V162H248V160H246L245 159V163L246 164H248V166L246 167V164H244V165H242L243 163H241V162H243L244 160V157H246L245 155H244V157H242L241 158V160H240V157H241V155H242V153L241 152H243V149H241L240 150V154L241 155H238L239 156V160L241 161L239 164H237V161L235 162H233V163H235V164H233V166H232V168H231V170L228 172V171H226V169H224V171L222 170V173H220V174H222V176L221 175H218L219 177L221 176L222 178V180H220V178L217 176V179H219V182L217 181V183H215L216 181V178H215V180L213 179V177L216 175V172L214 171V168H213V163H214V158H213V156L211 155V153H212V147H213V144L211 143V141H210V143H207V142H205L204 140V138H206L205 137V133H204V131H203V127L204 126H201L202 124L201 123H203V122H205L207 119H209L210 117H207L208 116V114L211 112V111H214V113H215V111L217 110H215V108H219V106L221 107V105H223V102L225 103V100L227 101V99H230L229 97H230V95H228L227 96V98L226 97H224V98H226L223 102H221L222 104H220V103H218V104H220L219 106H218V104L216 103V106H218V107H216V106H214V107H212V105H213V102L214 101H216L219 97V95H220V93L222 92V89H223V87H224V82L226 81V80H228L231 76H230V74H229V72H224V66L230 61L229 59L234 55V53L236 52V51H238V49H237V47L236 46H233L231 43V45L228 43L229 41H231L232 39H230V38H228V39H226L225 38V36L226 37H228L227 35H221V37H220V39H218L219 37H218V35L220 34L219 32H221L219 29H220V27L222 26V24L223 25H226L225 24V22L226 21H228V19L227 20H225V19H221V17H219V19H220V21H218L217 22V20H219L218 18H216L217 16L215 15L214 17L217 19H215V18H212L213 17ZM224 16V15H223ZM20 17H22V15L20 16L19 15V18ZM31 18V19H29V18ZM57 17V18H58ZM99 17H101L102 18V16H99ZM168 17V18H167ZM177 17V16H176ZM7 18V17H6ZM18 18V17H17ZM27 18V20H25ZM66 18V19H65ZM86 18V17H85ZM93 18L95 19V16H93ZM98 18V17H97ZM139 18H142V17H139ZM143 18V19H144ZM145 18V19H146ZM153 18H154V20H153ZM164 18V19H163ZM199 18V17H198ZM223 18H226V17H223ZM3 19H4V17H3ZM34 20L33 22H31V20ZM51 19V20H52ZM103 19L105 20L104 21V25L108 22V18L107 19H105L104 17H103ZM142 19V20H143ZM173 19H175V18H173ZM206 19V20H205ZM215 19V20H214ZM36 20H38V21H36ZM75 20V21H74ZM93 20V19H92ZM92 20H90V21H92ZM100 20V19H99ZM98 20V22H100ZM153 20V21H152ZM198 20L199 19H197V20H195V21H197L198 22ZM225 20V21H224ZM230 20V19H229ZM239 20V19H238ZM56 21H58V20H56ZM67 21V23H65ZM68 21H70V22H68ZM86 21H88L87 19H86ZM112 21V24H115V21H113V20H111ZM162 21V22H161ZM176 22H177V20H175ZM175 21L174 20H172L170 23H175ZM213 21V22H212ZM1 22V21H0ZM6 23H7V21H5ZM25 22H27V23H25ZM30 22V23H29ZM92 22H95L94 20L92 21ZM97 22V23H98ZM144 21H142V23H143ZM157 22V23H156ZM212 22V23H211ZM37 23H40V24H42L41 25V27H42V31H41V27L39 28V30L37 29V27H38V24ZM46 23V22H45ZM58 23V22H57ZM199 23H198V25H199ZM211 23V24H210ZM221 25H219V24ZM230 22H228V24H229ZM3 24V23H2ZM13 24H15V23H13ZM24 24V25H23ZM26 24H28V26L29 27H27V25ZM30 24V25H29ZM33 24H37V25H33ZM39 24V25H40ZM60 24V25H61ZM67 24V25H66ZM86 24V23H85ZM88 24H89V22H88ZM139 24V23H138ZM216 24V25H215ZM218 24V25H217ZM227 24V25H228ZM236 24V23H235ZM26 25V27L28 28H25V27H23V26H25ZM52 25V24H51ZM73 25V24H72ZM71 25V26H72ZM80 25V24H79ZM78 25V26H79ZM81 25H83V23L81 24ZM96 25V24H95ZM158 27H157V26ZM230 25V24H229ZM2 26H4V25H2ZM61 26V27H62ZM70 26V25H69ZM69 26H68V28H69ZM71 26H70V28H71ZM102 26V24L101 23H99L97 26H95V28L96 27H101ZM139 26V25H138ZM137 26V27H138ZM147 26V25H146ZM161 26V27H162ZM171 26V25H170ZM174 26V25H173ZM207 26H208V28H207ZM216 26V27H215ZM220 26V27H219ZM234 28H235V26L234 25H232ZM63 27H62V29H63ZM139 27H141V25L139 26ZM148 28H149V24H148V26H147ZM151 27V26H150ZM157 27V28H156ZM172 27V26H171ZM207 28V30H206V28ZM217 27H218V29H217ZM258 27V26H257ZM3 28V27H2ZM24 28V29H23ZM31 28H33V29H31ZM164 28H162L161 30H163ZM1 29V28H0ZM27 29V30H26ZM31 29V33L30 32H28L29 30ZM35 29V30H34ZM59 30V31H61V32H58V31H55V32H58L57 33V39L58 40H60V41H62V42H75L76 40H78V39H82L81 40V42L82 43H84V42H86V41H83V37H81L82 36V34L84 33V34H86L87 33V31H85V30H79L78 31V29H77V32H78V34H76V35H74L73 33L74 32H72V31H70V30ZM80 29V28H79ZM106 29V28H105ZM121 28H119V29H113L112 31H114V32H112L113 34H115V32H117V33H119L117 30H120ZM171 29V28H170ZM173 29V28H172ZM172 29L170 30L171 32H172ZM205 29V30H204ZM259 29V28H258ZM47 30V29H46ZM99 30V29H98ZM107 30V29H106ZM166 30H168L167 28H166ZM217 30H218V33H216L217 32ZM262 30V29H261ZM27 31V32H26ZM35 31H37V32H35ZM53 31V32H54ZM138 31V30H137ZM149 31V32H150ZM158 31H160V30H158ZM170 31H168L169 32V36L167 37V35L166 34H168V32H166V41L167 42H165V40L163 39V41L161 40L160 41V43L162 44V42H164V43H168L169 42V44L171 45V39H169L170 38V35H172L171 33H170ZM205 31H207V32H205ZM26 32V33H25ZM39 32V33H38ZM51 32V31H50ZM99 32V31H98ZM194 32V33H195ZM93 33H95V32H93ZM144 33V32H143ZM156 33H158L157 31H156ZM155 33V34H156ZM201 33H203V34H201ZM215 33L216 34H218L216 37L215 36H213V34L215 35ZM223 33H226V32H222V34ZM228 33V32H227ZM231 33V32H230ZM49 34V33H48ZM47 34V35H48ZM83 34V35H84ZM99 34H100V32H99ZM109 34H111V32L109 33ZM112 34V35H113ZM126 34V33H125ZM161 34H163V32H161ZM20 35V34H19ZM40 37H39V36ZM46 35V34H45ZM46 35V36H47ZM105 34H103V36H104ZM108 35V34H107ZM111 35V36H112ZM154 35V34H153ZM158 35H159V33H158ZM231 35H233V34H231ZM230 35V36H231ZM33 36V37H32ZM55 36V35H54ZM100 36V35H99ZM121 36V35H120ZM125 36V35H124ZM155 36H157V35H155ZM163 36V35H162ZM180 36H184L183 34L182 35H180ZM180 36H178L179 38H180ZM204 36V37H205ZM31 37V38H30ZM108 37V36H107ZM159 37H160V35H159ZM177 37V35H176V39L178 38ZM218 37V38H217ZM52 38H53V36H52ZM109 38V37H108ZM107 38V39H108ZM125 38H128L127 37V34H126V37ZM153 38H154V36H153ZM156 38V37H155ZM172 38V37H171ZM175 38V37H174ZM182 38V37H181ZM184 38H185V36H184ZM194 38H193V41H194ZM197 38H195V39H197ZM217 38V39H216ZM222 38H224L223 40H222ZM49 39H51V40H49ZM138 39V38H137ZM145 39V38H144ZM150 39V38H149ZM160 39V38H159ZM162 39V38H161ZM170 40V41H168V40ZM199 39H197V40H199ZM216 39V40H215ZM17 40V41H16ZM126 40V39H125ZM131 39H129V41H130ZM133 40H134V38H133ZM146 40V39H145ZM148 40V39H147ZM178 40V39H177ZM176 40V41H177ZM183 41V38L182 39H180L178 42H180V41ZM197 40H195V42L197 41ZM205 40V39H204ZM204 40H202L203 42H204ZM209 40V41H208ZM213 40V41H212ZM218 40V41H217ZM226 40V41H225ZM228 40V41H227ZM236 40V39H235ZM24 41V42H23ZM100 41V40H99ZM104 41V40H103ZM107 41V45H109L110 46V44H108V43H110V41L109 40H106ZM115 41H117V40H115ZM140 41V40H139ZM142 41V40H141ZM149 41V40H148ZM156 41L157 42H159L158 40H153L152 39V41L150 40V42H152L153 44L154 43H156ZM180 42V44L181 43H183V42H185V40L183 41V42ZM200 41V40H199ZM210 41H212L211 43H213L212 45H211V43H210ZM222 41V42H221ZM224 41V42H223ZM30 43V44H28L27 45V43ZM111 42L113 43V40H111ZM124 42V41H123ZM126 42H128V40H126ZM142 42H144V41H142ZM147 42V41H146ZM174 42V41H173ZM206 42V41H205ZM204 42V43H205ZM232 42V41H231ZM17 43H19V44H17ZM25 43V44H24ZM115 43V42H114ZM119 43H121V44H123L122 43V41L121 42H119ZM128 43H131L132 44V41H130V42H128ZM124 44V45H126V46H128V45H131V44ZM135 43H137V41L135 42ZM134 43V44H135ZM139 43V42H138ZM160 43H157V45H159ZM176 43V42H175ZM37 44V45H38ZM61 44V43H60ZM66 44V43H65ZM134 44H132L133 46H134ZM147 44V43H146ZM177 44V43H176ZM187 44H188V42H187ZM189 44H191V46L193 45V47L195 46L194 45V43H189ZM188 44V45H189ZM198 46H199V44H198V42L196 43ZM201 44V43H200ZM203 44V43H202ZM208 44H210V46L208 45ZM259 44H260V42H259ZM258 44V45H259ZM35 45V46H34ZM59 45V44H58ZM62 45V44H61ZM116 45V44H115ZM124 45H123V47H124ZM151 45V44H150ZM156 44H154V45H151V46H149L150 48L152 47L153 49L155 48V47H153V46H156V48L155 49H161V50H166L167 49V51H168V48H166V47H168V46H170V45H166L165 44V46L163 45V47L164 48H162V47H160L161 45H159V46H157ZM175 45V44H174ZM179 45V44H178ZM184 45V43L183 44H181V46H183ZM197 45L195 46V48H196V51H198L197 50ZM252 45V44H251ZM23 46L26 48V49H28L27 47H29V52L26 50V49H24L23 48ZM27 46V47H26ZM40 46V45H39ZM119 46H122V45H119ZM177 46V45H176ZM201 46V45H200ZM209 46V47H208ZM261 46V45H260ZM259 46V47H260ZM54 47V45L52 46V48ZM63 47H65V45L63 46ZM83 47V46H82ZM92 47V46H91ZM101 47H104V46H101ZM123 47H122V51L119 53L121 56L124 54L123 52H124V50H126V49H124L123 50ZM135 47H137V46H135ZM138 47H141V46H138ZM148 47V48H149ZM159 47V48H158ZM174 46H172L171 48H173ZM37 48H38V46H37ZM51 48V49H52ZM60 48H62V46L60 47ZM59 47H58V49H60ZM66 48H67V46H66ZM119 48V47H118ZM117 48V49H118ZM125 48V47H124ZM151 48V50L154 52L155 51V49L153 50ZM257 48H258V46H257ZM12 51H11V50ZM17 49H20V51L19 50H17ZM41 49V48H40ZM56 49V48H55ZM88 49V48H87ZM89 49H91V48H89ZM96 49L98 50V49H100V45H96V46H94V48L92 49V52H91V56L89 55V53H88V55H86L85 57H86V59L84 58L82 61H79L78 60V65L76 66H74V68H78V66H80V65H82L83 67H84V65H86V64H84V62L85 63H89V62H91V60H93V58L95 57V55H96V53H93L94 51H96ZM129 49H131V48H129ZM175 49V47L173 48V50ZM259 49V48H258ZM2 50V51H1ZM24 50V51H23ZM44 50V49H43ZM50 50V49H49ZM53 50V49H52ZM63 50V49H62ZM69 50V49H68ZM94 50V51H93ZM112 50V49H111ZM132 50V49H131ZM135 50H137V48L135 49L134 47H133V52L135 53ZM150 50V49H149ZM150 50V51H151ZM156 50V51H157ZM159 51V53H157L156 51V53L159 55L162 51ZM176 50V49H175ZM174 50V51H175ZM180 50V49H179ZM263 50V49H262ZM19 51V52H18ZM26 51V53H24L23 54V52H25ZM35 51H37V50H35ZM34 51V52H35ZM42 51V50H41ZM40 50H39V52L38 53H40L41 52ZM48 51V52H47ZM60 51V50H59ZM88 51V50H87ZM91 51V50H90ZM145 51V50H144ZM151 51V52H152ZM174 51H173V53H174ZM195 51V50H194ZM259 51V50H258ZM12 52V53H11ZM31 52H33V50L31 51ZM113 52V51H112ZM140 52H143V51H140ZM152 52V53H153ZM170 52V51H169ZM246 52H247V50H246ZM260 52H262V51H260ZM123 53V54H122ZM132 53V52H131ZM133 53V54H134ZM156 53H153V54H151V56L152 55H156L157 56V61H160L161 59L163 60V58H165V60H166V58L167 57H169V56H164L165 54L163 53L162 55L160 54V56H162V57H160L161 59H158V55L156 54ZM167 53V52H166ZM172 53V52H171ZM171 53H169V54H166V55H170ZM202 53V52H201ZM259 53V52H258ZM6 54V57L8 58V60H11V59H9L10 58V56H8ZM20 54H19V56H20ZM26 54V55H25ZM42 54V53H41ZM66 54V53H65ZM64 54V55H65ZM75 54V53H74ZM124 54V55H125ZM132 54V55H133ZM136 54H139V53H136ZM147 54V53H146ZM149 54V53H148ZM191 53H189V55H190ZM196 54V56L198 57L200 54H197L196 52H194V55ZM205 54V55H204ZM11 55V56H12ZM13 55V56H14ZM39 55H40V57H39ZM63 55V56H64ZM141 54H139V56H140ZM189 55H187V56H183V55H181V58H183V60L182 59H178L177 57H175V59L177 58L178 60L176 61L174 58V60L175 61H173L172 63H177V62H179L178 63V66L180 65V67L182 66V68H184L185 69V67H183L184 66V63H187V61H188V59H187V61H186V59H185V57H188ZM194 55H192L191 57H193ZM33 56H36V57H33ZM66 56H68V55H66ZM87 56H90L89 58H87ZM117 56V55H116ZM135 56H138V55H134V57H130L132 60H134L133 58H135ZM155 56V57H156ZM201 56V55H200ZM21 57L19 58V59H21ZM65 57V56H64ZM76 57V56H75ZM113 57H115V56H113ZM141 57H143V56H141ZM141 57H139V58H141ZM149 57V56H148ZM191 57H188L189 59H191ZM196 57V58H197ZM7 58H5V59H7ZM45 59V61H42V59ZM108 60H107V59ZM136 58H138V57H136ZM138 58V59H139ZM170 58V57H169ZM172 58V57H171ZM194 58H195V56H194ZM236 58H237V56H236ZM33 59V60H34ZM43 59V60H44ZM149 59H151V58H149ZM149 59L148 58H144L142 61L144 62V60H148L149 61ZM153 59V58H152ZM200 60L202 59V57L201 58H199ZM198 58H197V60H199ZM246 59V58H245ZM7 60V61H8ZM63 60H65L64 58H63ZM67 60V59H66ZM69 60V59H68ZM75 60V59H74ZM84 60H87V61H84ZM185 60V61H184ZM192 60H194V59H192ZM191 60V61H192ZM196 60V59H195ZM196 60V61H197ZM199 60V61H200ZM206 61H207V59H205ZM4 61V63H7V64H4V63H2ZM18 61V62H17ZM84 61V62H83ZM136 61V60H135ZM142 61L140 62V63H142ZM183 63H182V62ZM196 61H192L193 63H190L189 61V63L190 64H198V63H196ZM199 61H197V62H199ZM67 62V61H66ZM65 62V66L66 67H68V62L66 63ZM79 62H83V63H79ZM134 62V61H133ZM132 62V63H133ZM150 62H152L151 64H153V61L152 60H150ZM154 62H155V59H154ZM160 62H163V61H160ZM160 62H159V64H160ZM205 62V61H204ZM203 62V63H204ZM246 62V61H245ZM39 63H41V64H39ZM77 63V62H76ZM131 62H130V65L132 64ZM136 63V62H135ZM135 63H134V65H135ZM138 63V62H137ZM171 63V65H170V67L172 66V65H174V64H172ZM202 63V62H201ZM2 64H3V66H2ZM84 64V65H83ZM190 64H188L189 65V67H190ZM36 66V68H35V70H34V67ZM39 67H38V66ZM137 65V64H136ZM141 65V64H140ZM140 65H138V66H140ZM149 65V64H148ZM177 64H175V66H176ZM186 66H187V64H185ZM248 65V64H247ZM34 66V67H33ZM82 66H80L79 67V69L82 67ZM93 66V65H92ZM133 65H131V67H132ZM137 66V67H138ZM157 66V67H158ZM178 66H176L175 67V69H174V66L173 67H171L172 69H174L175 70V74H177L176 73V71H177V69H179L180 70V68H178ZM194 66V65H193ZM203 66V65H202ZM38 67V68H37ZM82 67V68H83ZM91 67V66H90ZM134 67V66H133ZM136 67V66H135ZM136 67V68H137ZM153 67V66H152ZM158 67V68H159ZM196 67V66H195ZM209 67H210V65H209ZM242 67H244L245 68V65L243 66L242 65ZM241 67V68H242ZM135 68V69H136ZM140 68V67H139ZM171 68L169 69V70H171ZM190 68H192V67H190ZM240 68V69H241ZM11 69H13L15 72H18L17 74H15V76L14 75H12V78L11 77H9L10 76V73H8ZM53 69H54V66H53ZM52 69V70H53ZM83 69H85V68H83ZM90 69V68H89ZM138 69V68H137ZM136 69V70H137ZM143 69V68H142ZM161 69H162V72H164V73H162L161 72ZM187 69H188V67H187ZM12 70V71H13ZM39 70V69H38ZM46 71V72H49L50 70H49V68H47V69H42V71ZM66 71H68L69 69H65ZM71 70V69H70ZM69 70V72H67V73H70V72H72V71H70ZM130 70V69H129ZM174 70H172V71H174ZM241 70H243V69H241ZM89 71V70H88ZM135 71V70H134ZM133 71V72H134ZM46 72H44L45 74H46ZM51 72V71H50ZM78 72V71H77ZM84 72V71H83ZM127 74H126V73ZM129 72V73H128ZM151 72V71H150ZM178 72V71H177ZM242 72H244V71H242ZM239 73V75L241 74H243V73ZM9 75H8V74ZM58 73V72H57ZM66 73V72H65ZM81 73V72H80ZM126 74V78H129L127 81H126V83H124V85H122V88H119L118 90H114V89H117L118 87L117 86H114V85H112V83H114V81L120 76V75H122V74ZM132 73V72H131ZM198 72L196 71V74H197ZM208 73V72H207ZM19 74V75H18ZM44 74V75H45ZM72 74V73H71ZM91 74V73H90ZM151 74V75H152ZM167 76H166V75ZM179 74V73H178ZM6 76V75H8V76H6V77H8L9 79H8V81H11L9 84L7 83V84H3L2 83V79H1V77L2 76ZM31 75V74H30ZM32 75V76H33ZM43 75V76H44ZM68 75H69V77H68ZM130 75H132V74H130ZM207 75H209V74H207ZM14 76V77H13ZM42 76V77H43ZM53 76V75H52ZM70 74H67V76L66 77H68V78H70ZM132 76H134V75H132ZM136 76H137V74H136ZM175 76H177V75H175ZM237 76V75H236ZM6 77H2L4 80H6ZM33 77H35V76H33ZM65 77V78H66ZM87 77V76H86ZM85 77V78H86ZM140 77H141V75H140ZM149 77V76H148ZM171 77V76H170ZM179 77V76H178ZM177 77V78H178ZM184 77V76H183ZM208 77V76H207ZM241 77V79H242V76H240ZM23 78V79H22ZM165 78H166V80H165ZM176 78V77H175ZM174 78V79H175ZM176 78V79H177ZM196 78V77H195ZM194 78V79H195ZM33 79V78H32ZM49 80L48 81H51V76H49V78H48ZM60 79V78H59ZM67 79V78H66ZM65 79V80H66ZM75 79V78H74ZM87 79V78H86ZM118 79H120V78H118ZM145 79V78H144ZM147 79V78H146ZM198 79V78H197ZM207 79V78H206ZM205 79V80H206ZM235 79V78H234ZM241 79H239L238 77H237V80H241ZM56 80V79H55ZM62 80V79H61ZM61 80H59V81H61ZM132 80H134V79H132ZM135 80H137V79H135ZM140 80V79H139ZM150 80H151V83H150ZM236 79L235 80H233V82L234 81H237ZM43 81V80H42ZM67 81H69L68 79H67ZM87 81V80H86ZM118 81V80H117ZM121 81V80H120ZM122 81H123V79H122ZM141 81V80H140ZM175 82L176 81H179V80H174ZM45 82V81H44ZM55 82V81H54ZM133 82V81H132ZM166 82V84L164 85V83ZM182 82V81H181ZM189 82V81H188ZM191 82V81H190ZM213 82V83H214ZM232 82V83H233ZM238 82V81H237ZM37 85H36V84ZM58 83V82H57ZM56 83V84H57ZM69 83V82H68ZM116 83V82H115ZM114 83V84H115ZM118 83H120V82H118ZM122 83V84H123ZM239 83V82H238ZM238 83H236V85L238 84ZM240 83H241V81H240ZM251 83H253L252 81H251ZM260 82L258 81V84H259ZM46 84V83H45ZM50 84V83H49ZM49 84H46V85H44L45 87H47ZM51 84H53V83H51ZM55 84V85H56ZM61 84V83H60ZM59 84V85H60ZM136 83H134V85H135ZM144 84V83H143ZM176 84V83H175ZM193 84V83H192ZM198 84V83H197ZM231 84V83H230ZM234 84V88H235V83H233ZM255 84V83H254ZM258 84L257 85H253V86H258ZM5 85V86H4ZM42 84L40 83V88H44L45 90L47 89V88H45V87H42L41 86ZM54 85V84H53ZM55 85L54 86H48L49 88H51V91H53L52 89H53V87L55 88ZM64 85V84H63ZM89 85V84H88ZM112 86V88H111V86ZM116 85V84H115ZM129 85V86H128ZM137 85L135 86L136 88H137ZM145 85V84H144ZM260 85H262V84H260ZM259 85V86H260ZM4 86V87H3ZM32 86V87H33ZM57 86V85H56ZM151 86V87H150ZM176 86V85H175ZM174 86V87H175ZM178 86V85H177ZM177 86H176V88H177ZM237 86H239V84L237 85ZM237 86H236V88H237ZM258 86V87H259ZM31 87V88H32ZM59 87V86H58ZM70 87V86H69ZM132 88L134 87V86H131ZM144 87V86H143ZM167 87V88H168ZM170 87H172V86H170ZM179 87H181V86H179ZM203 87V86H202ZM201 87V88H202ZM252 87V86H251ZM262 88H263V86H261ZM8 88V87H7ZM17 88H19V87H17ZM36 88V87H35ZM34 88V89H35ZM145 88V87H144ZM150 88H151V90H150ZM163 88V89H162ZM167 88H166V90H167ZM254 88V87H253ZM252 88V89H253ZM260 88V87H259ZM4 89H5V91H4ZM28 90H29V88H27ZM33 89V88H32ZM44 89H42V90H44ZM90 89V88H89ZM169 89V88H168ZM172 89V88H171ZM170 89V90H171ZM181 89V88H180ZM190 89V88H189ZM233 90L232 88H229L228 90ZM238 89V88H237ZM236 89V90H237ZM247 89H248V87H247ZM255 89H256V87H255ZM27 90V91H28ZM45 90L43 91L44 93H42V95L43 94H47V91H49L50 92V90H47L46 92H45ZM114 90V91H113ZM163 90V91H162ZM173 90V89H172ZM185 90H188V92H185ZM244 90V89H243ZM32 91V90H31ZM38 91V90H37ZM36 91V92H37ZM56 91V90H55ZM54 91V92H55ZM144 91V90H143ZM182 91V92H183ZM197 91V90H196ZM249 92H250V90H248ZM248 91H247V95H248ZM252 91V90H251ZM254 92H255V90H253ZM252 91V92H253ZM257 91H259V89H257ZM256 91V92H257ZM261 92H262V94H263V92L264 91H262V90H260ZM258 92V93H256V95L258 94L259 96H260V94H261V92ZM4 92H5V95H3L4 94ZM10 92V91H9ZM36 92L34 93V91H33V93H34V95L32 96V97H37V95H35L36 94ZM41 92V91H40ZM141 92H142V90H141ZM141 92H139V93H141ZM173 92H174V90H173ZM176 92V91H175ZM236 92V91H235ZM234 92V93H235ZM244 92L245 91H243V93H241L240 92V94H242V96H241V98L240 99H242V97H243V94H244ZM19 93V92H18ZM17 93V94H18ZM31 93V92H30ZM29 93V94H30ZM69 93H72V92H69ZM69 93H64V94H67V95H64L63 94V98H62V96L60 97L62 100H63V102L65 103H69V101L70 100H72V99H70L69 98V96H68V94ZM195 93H197V92H195ZM200 93V92H199ZM224 93V92H223ZM233 93V94H234ZM25 94V93H24ZM50 94V93H49ZM74 93H72V94H69V95H71L70 97H72V98H74L75 96H72ZM134 94V95H135ZM189 94V93H188ZM226 94V93H225ZM239 94V95H240ZM250 94V93H249ZM20 95V94H19ZM28 95V94H27ZM197 95V94H196ZM195 95V96H196ZM227 95V94H226ZM238 95V96H239ZM246 95V96H247ZM255 95V94H254ZM5 98H4V97ZM30 96V95H29ZM28 96V97H29ZM39 96H40V94H39ZM145 96V95H144ZM194 96V97H195ZM224 96V95H223ZM3 97V98H2ZM27 97V98H28ZM44 97H46V96H44ZM132 97V98H131ZM192 97V96H191ZM236 97V96H235ZM249 97V96H248ZM251 97H252V95H251ZM261 97H263V95H261ZM41 98V97H40ZM141 98V99H140ZM244 98H245V96H244ZM253 98H255V96L253 97ZM4 99H6V101L4 100ZM9 99V100H8ZM35 98H33V100H34ZM37 99V98H36ZM46 99V98H45ZM52 99H54V98H52ZM131 99V100H130ZM246 99V98H245ZM251 99V98H250ZM255 99H258V97L256 96V98ZM255 99L253 100V102H255ZM260 99V98H259ZM263 99H264V97H263ZM262 99V100H263ZM8 100V101H7ZM31 100H32V98H31ZM30 100V102H36V104H37V107H38V105H39V101H31ZM37 100H39V98L37 99ZM135 101V107L134 108H137L136 106H141V105H144V107H142V109L139 111V109L137 108L136 110L137 111H133V112H131L129 109V112L130 113H126L125 114V117H126V115H128V116H132V115H134V114H131V113H135V115H134V117H135V120H136V116L138 115V114H140L141 112H143V111H145V112H147L146 114L147 115H145L147 118H148V121L145 119V121L144 122H142V120L140 119V121H141V123L143 124V123H145V126H142V129H144L142 132L140 131L139 132V129H138V122H139V120H136V121H138V122H135V123H137V124H134V123H132V122H134L133 121V119H134V117L132 116L131 118L129 117V118H126V120H124V122L122 121H118V119H119V117H121L122 118V116H118V117H115V118H118L117 119V121H116V119H112L111 117H110V113H111V111L110 110H112L113 111V109L115 108V109H118V108H123L125 105H127V103H129L130 101ZM220 100V99H219ZM218 100V101H219ZM10 101V102H9ZM40 101H41V99H40ZM239 101H243V102H245L244 100H239ZM248 101V100H247ZM257 101V100H256ZM46 101L44 100V103H45ZM264 102V101H263ZM262 102V103H263ZM30 104V105H34V106H36L35 104ZM41 103V102H40ZM43 103V102H42ZM41 103V104H42ZM65 103V104H66ZM132 103V102H131ZM258 103V102H257ZM260 103V102H259ZM262 103H261V105H262ZM41 104H40V106H41ZM47 104V103H46ZM85 104H87V103H85ZM134 104V102L132 103V105ZM189 104V103H188ZM215 104V103H214ZM239 104H240V102H239ZM239 104H237V105H239ZM255 104H256V102H255ZM9 105V106H8ZM44 105V104H43ZM43 105H42V108L41 109H43ZM118 105H119V107H118ZM129 105V104H128ZM241 105V104H240ZM247 105V104H246ZM47 106V105H46ZM116 106V107H115ZM123 106V107H122ZM257 106V105H256ZM256 106H255V108L254 109H256ZM32 107V106H31ZM31 107H29V108H31ZM51 107V106H50ZM53 107V106H52ZM212 107V108H211ZM261 106L259 105V107H257V108H260ZM3 108H6V109H3ZM54 108V107H53ZM127 108V107H126ZM129 108V107H128ZM133 108V107H132ZM141 108V107H140ZM262 108H263V106H262ZM261 108V109H262ZM39 108H37V110H38ZM131 109V108H130ZM211 109V110H210ZM212 109H214V110H212ZM250 109V108H249ZM32 111V113H35V112H33V111H36L35 110V107H34V109H33V107H32V109H31ZM47 110H48V108H47ZM55 110H53V111H55ZM119 110V109H118ZM259 110V109H258ZM26 111V110H25ZM29 111V110H28ZM44 111V110H43ZM43 111L41 110V113H43ZM126 111V110H125ZM229 111V110H228ZM239 111V110H238ZM260 111V110H259ZM262 111V110H261ZM38 112V111H37ZM36 112V113H37ZM124 112V111H123ZM233 112V111H232ZM251 112V111H250ZM254 112V111H253ZM263 112H264V110H263ZM29 113H30V111H29ZM32 113H30V115H32ZM41 113H39L40 114V116H41ZM83 113V114H82ZM258 112H256V114H257ZM261 113V112H260ZM5 114V113H4ZM39 114H38V116H39ZM49 114V113H48ZM131 114V115H130ZM221 114V113H220ZM233 114V113H232ZM262 114V113H261ZM7 116H9L8 114H6ZM26 115V114H25ZM113 115V114H112ZM206 115V116H205ZM263 115V114H262ZM15 116V115H14ZM49 116H50V114H49ZM48 116V117H49ZM142 116V115H141ZM176 116V115H175ZM36 117V116H35ZM110 117V118H109ZM124 117V116H123ZM207 117V118H206ZM222 117V116H221ZM8 118V117H7ZM30 118H32V117H30ZM120 118V119H121ZM219 118H220V116H219ZM14 119V118H13ZM35 118H33L32 119V122L34 123L35 122V120H34ZM110 119V120H109ZM130 119L132 120V121H130ZM254 119V118H253ZM263 119V120H262ZM261 119V123L264 121V117ZM9 120V121H8ZM34 120V121H33ZM38 120V119H37ZM122 120V119H121ZM223 120V119H222ZM222 120H220V121H222ZM235 120V119H234ZM244 120V119H243ZM258 119H256V121H255V123L253 122V124H254V127H255V125H256V123L257 124H259V122L260 121H257ZM260 120V119H259ZM15 121H16V119H15ZM38 121H40V120H38ZM112 123H111V122ZM114 121H116L117 122V124H116V122H114ZM146 121H147V124H146ZM203 121V122H202ZM3 122H6V123H3ZM24 122V121H23ZM7 123V124H8ZM15 123V122H14ZM21 123H22V120H21ZM115 123V124H114ZM119 123V124H118ZM229 123V122H228ZM264 123V122H263ZM6 125V126H4V125ZM12 124V122L9 124V126L7 127L8 128V131H10V129L11 128H9V127H11L10 125ZM35 124H36V122H35ZM44 126H43V125ZM86 124V125H85ZM114 124V125H113ZM220 124V123H219ZM247 125H248V123H246ZM22 125H25V124H22ZM22 125H18V127H21ZM41 125H42V127H41ZM251 125H252V122H251ZM263 125V124H262ZM14 126H15V124H14ZM83 126H85L84 127V129L82 130V131H80V129L81 128H83ZM139 126H141V125H139ZM208 126H210V125H208ZM257 126V125H256ZM23 127V126H22ZM36 127V126H35ZM144 127V128H143ZM212 127V126H211ZM140 128V127H139ZM258 128H259V126H258ZM19 129V128H18ZM17 129V130H18ZM37 129V130H36ZM220 129H222V128H220ZM255 129V128H254ZM5 130V132H6V128L4 129ZM4 130H2V131H4ZM13 129H11V131H12ZM16 130V129H15ZM118 130H135V131H133L134 132V135H133V132H131V134L133 135L132 136V140H130L131 138V135H129L130 137H129V139H124V141L126 142H124L125 144H129V146H125L126 148H123V149H121L120 147H118L117 145H115V142L117 141V139L119 140V138H120V136L118 137V138H115V140L113 141V140H109L114 134H115V131L117 132ZM198 130V131H197ZM205 130V129H204ZM211 129H209V131H210ZM236 130H237V128H236ZM235 130V131H236ZM256 130H257V127H256ZM261 130H263V132H264V128L262 129L261 128ZM260 129H259V131H261ZM1 131V132H2ZM6 132V133H8L9 134V132ZM20 131V130H19ZM28 131V130H27ZM193 131H197V132H193ZM206 131V130H205ZM253 131V130H252ZM0 132V133H1ZM5 132H4V134H5ZM15 132L16 131H13V135L15 136L16 134H15ZM18 132V131H17ZM80 132V133H79ZM111 132H112V134L113 135H111ZM129 132V131H128ZM135 132H136V134H135ZM237 132V131H236ZM258 132V131H257ZM262 132V133H263ZM38 133V134H37ZM42 133V134H41ZM119 132H117V134H118ZM123 133H127L126 131L125 132H123ZM163 133H165L167 136L165 137V144L163 143V145H162V147H160L161 145V141L158 143L157 142V140L159 139V137H160V135L161 134H163ZM210 133H211V131H210ZM218 133V132H217ZM241 133V132H240ZM2 135H4L3 133H1ZM12 134V133H11ZM19 134V133H18ZM29 134H31V133H29ZM80 134V135H79ZM219 134V133H218ZM259 134H260V132H259ZM2 135H0V137L2 136ZM10 135V134H9ZM75 135V136H74ZM111 135V136H110ZM116 135V134H115ZM137 137H136V136ZM250 135V134H249ZM256 135V134H255ZM258 135V134H257ZM17 136V135H16ZM19 136H21L20 134H19ZM30 136V135H29ZM70 136H73V137H71V138H68V137H70ZM127 136V135H126ZM125 136V137H126ZM135 136V137H134ZM260 136V135H259ZM263 136V135H262ZM7 137H12V135L11 136H7ZM18 137V136H17ZM15 138V139H17V140H15V141H18V138ZM31 137V136H30ZM38 137H40L39 139H38ZM75 137V138H74ZM115 136H113V138H114ZM117 137V136H116ZM250 137V136H249ZM253 137V136H252ZM2 138H3V136H2ZM5 138V137H4ZM33 138V137H32ZM68 138V139H67ZM128 138V137H127ZM260 138V137H259ZM11 139V138H10ZM35 139V138H34ZM112 139V138H111ZM121 139L123 140V138L121 137ZM162 139V138H161ZM160 139V140H161ZM204 139V140H203ZM255 139H256V142H257V140H258V138H256V136H255ZM1 140H4V139H1L0 138V141ZM7 140V139H6ZM6 140H4V141H6ZM19 140H21L20 138H19ZM33 140V139H32ZM129 140H130V142H129ZM239 140V139H238ZM246 140V139H245ZM253 140V139H252ZM260 140V139H259ZM10 141V140H9ZM248 141H249V139H248ZM248 141H247V143H248ZM12 142H13V140H12ZM21 142H23L22 140H21ZM20 141H19V143H21ZM68 142V141H67ZM114 142V143H113ZM121 142V141H120ZM127 142H129V143H127ZM236 142V141H235ZM253 142V141H252ZM1 143H2V141H1ZM0 143V148H1V144ZM18 143V142H17ZM18 143V144H19ZM26 143V142H25ZM61 143V142H60ZM119 143V142H118ZM155 143H158L160 146H158L160 149L159 150H161V151H159V150H157V147L155 146V145H157V144H155ZM227 143V142H226ZM262 143H264V139H263V142ZM23 144V143H22ZM39 144V143H38ZM58 144V143H57ZM66 144V143H65ZM64 144V145H65ZM69 144V143H68ZM117 144V143H116ZM124 144V145H125ZM155 144V145H154ZM258 144H259V142H258ZM29 145V144H28ZM36 145V144H35ZM152 145H154V147L156 148H154L155 150H157V151H159V152H157V154L158 155H155V156H148V157H145L144 158V154L145 155H147L149 152H152V151H150V147L152 146ZM244 145V144H243ZM242 145V146H243ZM253 145V144H252ZM251 144L250 145H248V146H252ZM2 146H4V145H2ZM19 146V145H18ZM241 146V148H243ZM261 146V145H260ZM264 146V145H263ZM15 147H17L16 145H15ZM59 146H57L56 148H58ZM70 147V146H69ZM245 147V146H244ZM256 147V146H255ZM19 148V147H18ZM23 148V147H22ZM28 148V147H27ZM55 148V149H56ZM162 148V149H161ZM228 148V147H227ZM231 148V147H230ZM233 148V147H232ZM258 148V147H257ZM261 148H263V147H261ZM20 149H21V147H20ZM19 149V150H20ZM39 149H41V147L40 148H38V150ZM121 149V150H120ZM148 149H149V151H148ZM229 149V148H228ZM239 149V148H238ZM246 149V148H245ZM244 149V150H245ZM249 149V148H248ZM253 150H254V148H252ZM38 150H37V152H38ZM52 150V149H51ZM152 150V149H151ZM263 150H264V148H263ZM7 151H8V149H7ZM11 151H13V149L11 150ZM21 151H23L22 149H21ZM20 151V152H21ZM40 151V150H39ZM53 151V150H52ZM148 152V153H145V152ZM154 151V150H153ZM229 151V150H228ZM246 151H249V150H246ZM245 151V152H246ZM10 152V151H9ZM44 152V151H43ZM55 152V151H54ZM53 152V153H54ZM67 152V153H66ZM251 152H255V151H251ZM8 153V152H7ZM6 153V154H7ZM14 153V152H13ZM24 153V152H23ZM26 153V152H25ZM41 153V152H40ZM40 153L38 154V155H40ZM60 153V152H59ZM122 153V157L120 156V154ZM153 153H155L156 154V151L155 152H153ZM249 153V152H248ZM260 152H258V154H259ZM15 154V153H14ZM28 153H26L24 156H26ZM42 154V153H41ZM54 154H56V153H54ZM150 154V153H149ZM243 154H244V152H243ZM254 154V153H253ZM3 155V152H2V150L0 151V159H1V157H3L2 156ZM4 155H5V153H4ZM43 155V154H42ZM49 155V154H48ZM17 156V155H16ZM19 156H21V154L19 155ZM28 156H30V155H28ZM27 156V157H28ZM54 156V155H53ZM38 157V156H37ZM55 157V156H54ZM53 157V160H55V159H57L56 157H58V156H56L55 158ZM125 158L124 160H125V162H124V160H123V163L124 164H121V166L123 167H126L127 166V169H128V166L130 165L129 163H131V165L134 163V161L132 162V161H130V160H128V159H131V160H137L138 158H144V159H139V160H137V162L138 161H141V162H139V163H135V167L132 169L131 168V165H130V168L132 169V171H131V169H130V173H128L129 172V170L128 171H126V170H124L125 171V173L128 175H130V174H132V176L130 177L129 175V178L128 177H126L125 175V173H121V175L119 174V176H116V174H115V176L114 177H116V178H114V177H112V178H114V179H112L111 177V181H110V179H109V181H107V179H106V185L108 186V187H105L104 186V184L105 183H103L104 182V177H105V174L107 173V171H111V170H109L110 168H113V166H118V164L117 163H122V162H119V161H121L119 158ZM229 157V156H228ZM251 157H252V153H251ZM250 157V158H251ZM258 157V156H257ZM8 158V157H7ZM30 158V157H29ZM33 158V157H32ZM254 157H252V159H253ZM23 159V158H22ZM60 158H58L57 159V161L59 160ZM256 159H258V158H256ZM27 160H28V158H27ZM44 160H46V159H44ZM48 160V159H47ZM52 160V159H51ZM111 160H114L113 161V164H110L109 163V161H111ZM119 160V161H118ZM129 162H128V161ZM236 160H237V157H236ZM32 161L33 160H30V162L32 163ZM43 161V160H42ZM56 161V160H55ZM55 161H53L54 162V164H55ZM103 161H105V162H103ZM115 161H117V162H115ZM252 163H251V162ZM3 162V161H2ZM28 161H26V165H29L28 163H27ZM29 162V163H30ZM35 162H37V161H35ZM34 162V163H35ZM44 162V161H43ZM48 162V161H47ZM16 163H17V161H16ZM45 163V162H44ZM117 164V165H115V164ZM127 163L129 164V165H127ZM232 163V162H231ZM250 163V164H249ZM6 164V162H4V164L3 165H1V166H4ZM11 164V163H10ZM52 164V163H51ZM108 164H110L111 165V167L109 168L108 167V169H107V171L105 172V173H102V174H100V170H101V168L103 169V167H104V169H106L107 168V165ZM226 164V163H225ZM9 165V164H8ZM13 165V164H12ZM12 165H10V168H8V169H10V175H13L14 174V177L12 176V178H14V179H16L17 181V183H18V179H20L21 177L23 178V176H21V175H19V173H21L20 171L21 170H19V173H18V170L16 171L15 169V171L18 173V176L14 173V171L13 170H11V166ZM16 165V164H15ZM14 165V166H15ZM17 165H18V163H17ZM17 165L15 166V167H17ZM24 165V164H23ZM33 165V164H32ZM32 165H30L31 167H32ZM37 165H38V163H37ZM36 165V166H37ZM48 165H50V164H48ZM109 165V166H110ZM113 165V166H112ZM5 166H7V165H5ZM14 166H13V168H14ZM30 166H28L29 168H31ZM120 166V167H121ZM133 166H134V164H133ZM227 167L226 168H228V166H229V164H227L226 165ZM8 167V166H7ZM7 167H4V171H1L0 170V190L1 189H3L4 191H5V189L4 188H9V185H10V187L12 186V184L15 182L13 179H10V175L7 173ZM27 167V166H26ZM3 168V167H2ZM18 168V167H17ZM33 168H31V169H33ZM67 168H68V171L66 172V170H67ZM1 169V168H0ZM116 169V168H115ZM220 169V168H219ZM5 170H7V171H5ZM46 170V171H45ZM121 170V169H120ZM119 170V171H120ZM12 171H13V174H12ZM31 171H33V170H31ZM103 171V170H102ZM220 172H221V169L219 170ZM113 173V172H112ZM112 173L110 172V173H108V174H110V175H112ZM108 174H106V175H108ZM16 175V176H15ZM100 175L101 176H103L104 175V177H102V180H103V182H102V180L100 181ZM117 175H118V173H117ZM20 176V178H18L17 179V177H19ZM109 176V175H108ZM107 176V177H108ZM122 176L124 177L125 176V178H122ZM16 177V178H15ZM106 177V178H107ZM118 177V178H117ZM122 179H121V178ZM127 178V179H126ZM225 178V179H224ZM67 179V178H66ZM65 179V180H66ZM72 179V180H71ZM14 181V182H11V181ZM24 182H23V181ZM215 182H214V181ZM224 180V181H223ZM224 182L223 183V185H219V183L220 182ZM103 184H102V183ZM109 182V183H108ZM221 182V183H222ZM225 182H227V185L225 184ZM101 183V184H100ZM119 183H117L118 185H119ZM133 183H135L134 185H133ZM15 184V185H14ZM13 184V186L12 187H16V183H14ZM19 184H20V181H19ZM59 184H62V183H59ZM117 184H115V185H117ZM215 184V185H214ZM22 185V184H21ZM21 185H18L17 187H19V186H21ZM56 185H58V184H56ZM117 185V186H118ZM124 185H125V187H124ZM216 185H218V186H216ZM224 185H226V186H224ZM26 186V184L24 185V186H21V188L23 189L24 187ZM55 186V185H54ZM101 186H103V187H101ZM221 186H222V188H221ZM29 187V186H28ZM118 187V188H119ZM147 188L146 190H143L142 191V189L143 188ZM218 187V188H217ZM221 189H223V190H219L220 188ZM52 188V187H51ZM54 188V187H53ZM107 188H108V190H107ZM121 188H119L120 189V191H122L121 190ZM22 189H20L21 191H23ZM61 189V188H60ZM7 190H9V189H7ZM11 190V189H10ZM13 191H14V189H12ZM57 190V189H56ZM62 191H63V189H61ZM61 190H59L58 189V191L60 192V193H62L61 192ZM105 190H107V192L105 191ZM4 191H2V192H4ZM16 191H18L17 189H16ZM20 191V192H21ZM33 191V192H34ZM119 191V190H118ZM119 191V192H120ZM136 191V192H137ZM218 191V192H217ZM53 192H55V191H53ZM58 192V193H59ZM130 192V191H129ZM7 194L9 193V192H6ZM57 193V194H58ZM59 193V194H60ZM103 194V196H101V194ZM105 193V194H104ZM133 193V192H132ZM135 193V192H134ZM144 193V194H145ZM0 194H1V192H0ZM4 194V193H3ZM18 194V193H17ZM48 193H46L45 195H47ZM52 194H54V193H52ZM125 194V193H124ZM136 194V193H135ZM145 194V195H146ZM2 195V194H1ZM14 195H16V194H14ZM28 195V194H27ZM38 195V194H37ZM41 195V194H40ZM39 195V196H40ZM61 195V194H60ZM113 195V197H111ZM136 195H138V192H137V194ZM142 195V196H141ZM5 196V195H4ZM3 196V197H4ZM11 196V195H10ZM94 196V197H93ZM116 196V195H115ZM118 196V195H117ZM117 196L115 197V200H113V199H110V200H112V202L113 201H115L114 203H115V205L114 204H112V203H109V206H108V204H107V201H106V203H104V204H106V206L107 207H103V208H108V207H110V204H112V205H114V206H116V204H118V203H124L123 202V200L121 201L120 200V202H118L119 201V199H122V198H117ZM216 196V197H215ZM2 197V196H1ZM0 197V198H1ZM6 198L8 197V196H5ZM41 198H43V201H44V203H48L49 201H50V199H52L53 197L52 196H49V194H48V196H40ZM59 197H61V196H59ZM59 197H57V198H59ZM64 197V198H65ZM90 197H92V199H89ZM108 197V198H109ZM120 197V196H119ZM123 197V196H122ZM126 197V196H125ZM215 197V198H214ZM14 198V197H13ZM18 198V197H17ZM37 198V197H36ZM41 198H40V200H41ZM61 198H63V197H61ZM117 198V199H116ZM145 198H147V195L145 196ZM148 198V199H149ZM5 199V198H4ZM9 199V198H8ZM16 199V198H15ZM23 199V198H22ZM56 199V198H55ZM60 199V198H59ZM137 199H141V198H137ZM10 200V199H9ZM12 200V199H11ZM9 201V202H12V201ZM67 200V201H66ZM89 200L91 201L90 203H89ZM96 200H98V199H96ZM109 200V199H108ZM109 200V201H110ZM143 200V199H142ZM141 200V201H142ZM1 201H2V199H1ZM6 201V200H5ZM8 201V200H7ZM23 201V200H22ZM58 201V200H57ZM57 201H55V202H57ZM69 201H71L70 203H69ZM94 201L96 202V203H94ZM108 201V202H109ZM128 201V200H127ZM126 201V202H127ZM146 202L148 201V200H145ZM150 201V200H149ZM215 203H214V202ZM236 201V202H235ZM3 202H4V200H3ZM19 202H21V201H19ZM24 205L23 204H21L25 209H28L29 210V208L31 207V208H33L32 207V205H33V203H31V201L30 200H27V198H24ZM36 202V201H35ZM54 202V203H55ZM58 202V203H59ZM92 202L94 203V204H92ZM101 202V201H100ZM99 202V203H100ZM117 202V203H116ZM146 202L144 203V201H142V204L144 205V204H146ZM128 203V202H127ZM139 203H141V202H139ZM159 203V204H160ZM212 203H214V204H212ZM217 203V204H216ZM2 204V203H1ZM5 204V203H4ZM12 204V203H11ZM51 204H53V203H51ZM69 204H70V206H69ZM104 204H102V205H104ZM151 204H153V203H151ZM155 204V203H154ZM211 204H212V206H211ZM262 204V206L261 207H263L264 206V199H261L259 202H258V205H261ZM16 205H17V203H16ZM35 205V204H34ZM102 205H98L97 206V204H96V206L97 207H99V208H102ZM123 205V204H122ZM140 205V204H139ZM141 206V207H144V206ZM149 205V204H148ZM1 206V205H0ZM39 206V205H38ZM51 206V205H50ZM55 206H57V205H55ZM58 206H60L59 204H58ZM57 206V207H58ZM95 206V205H94ZM95 206V207H96ZM121 206V205H120ZM119 206V207H120ZM146 206V205H145ZM155 207H157V206H160V205H154ZM180 206V205H179ZM2 207V206H1ZM40 207V206H39ZM38 207V209H34L33 208V210H31L32 211V215H37L39 212H41V210L44 208V207H41L42 209L40 210V208ZM49 207V206H48ZM52 207V206H51ZM62 207H59V210H60V208L62 209ZM97 207H96V209H97ZM113 207V206H112ZM117 207H118V205H117ZM126 207H127V205H126ZM149 207H150V205H149ZM149 207L147 208V209H149ZM153 207V206H152ZM234 208L236 207V205H234L233 206ZM53 208H54V205H53ZM72 208V209H71ZM93 209H94V207H92ZM98 208V209H99ZM121 208V207H120ZM123 208V207H122ZM175 208H177V207H175ZM179 208V209H180ZM0 209H2V208H0ZM4 209V208H3ZM12 209L14 210V206H12ZM12 209H10L9 211H12ZM24 209V210H25ZM58 209V208H57ZM98 209H97V211H98ZM151 209V208H150ZM150 209H149V211H150ZM161 209H163V208H159L158 207V210L160 211ZM174 209V208H173ZM172 209V210H173ZM262 209V208H261ZM264 209V208H263ZM64 210V211H65ZM92 210V209H91ZM95 210V209H94ZM100 210V209H99ZM105 210H107V209H105ZM125 210H127V209H125ZM153 210H157L156 208H153ZM165 210V209H164ZM181 210V209H180ZM258 210V209H257ZM256 210V211H257ZM30 211V212H31ZM56 210H54V212H55ZM61 211V210H60ZM59 211V212H60ZM101 211V210H100ZM114 211V210H113ZM124 211V210H123ZM129 211V210H128ZM143 211H145L144 210V208H143ZM149 211H147V212H145V213H148ZM158 211V212H159ZM165 211H167V209L165 210ZM169 211V210H168ZM224 211V210H223ZM222 211V212H223ZM225 211V212H226ZM14 212V211H13ZM24 212V211H23ZM22 212V213H23ZM27 212V211H26ZM62 212V211H61ZM92 212V211H91ZM104 212V211H103ZM151 212V211H150ZM157 212V211H156ZM157 212V213H158ZM170 212V211H169ZM172 212V211H171ZM259 212V211H258ZM263 212V211H262ZM1 213V212H0ZM20 213V212H19ZM25 213V212H24ZM23 213V214H24ZM28 213V212H27ZM62 213H64V212H62ZM93 213V212H92ZM91 213V214H92ZM115 213H116V211H115ZM153 213V212H152ZM152 213L151 214H149V215H151V217H152ZM157 213H153V214H157ZM161 213H162V211H161ZM164 213V212H163ZM168 213V212H167ZM177 213V212H176ZM256 213V212H255ZM254 213V214H255ZM59 214H61V213H59ZM64 214H66V213H64ZM94 214V213H93ZM92 214V215H93ZM101 214V213H100ZM105 214H106V212H105ZM108 214V213H107ZM118 214H119V212H118ZM121 214V213H120ZM159 214V213H158ZM166 214V213H165ZM178 214V213H177ZM213 214H215V213H213ZM3 215H4V213H3ZM2 215V216H3ZM25 215V214H24ZM28 215V214H27ZM103 215V214H102ZM111 215V214H110ZM131 215V214H130ZM145 215H148V214H145ZM167 215V214H166ZM170 215V214H169ZM208 215V216H209ZM258 215V214H257ZM8 217H9V215H7ZM90 216V215H89ZM94 216H96V215H94ZM113 216V215H112ZM115 216V215H114ZM159 216V215H158ZM178 216H180V215H178ZM221 216L222 215H218V217L217 218H215L216 220H217V222H216V220H214V222L212 223V229H214V228H216V226H217V224H218V220H220L221 219ZM230 216V215H229ZM232 216H234V215H232ZM232 216H230L229 218H232ZM255 216V215H254ZM264 215H262L261 216V218L263 217ZM1 217V216H0ZM8 217H6L7 219H9ZM12 217V216H11ZM19 217V216H18ZM20 217H22L21 216V214H20ZM51 217H53V216H51ZM88 217V216H87ZM97 217V216H96ZM106 217V216H105ZM110 217V216H109ZM121 217V216H120ZM119 217V218H120ZM128 217V216H127ZM132 217V216H131ZM143 217H146V216H143ZM150 217V216H149ZM150 217V218H151ZM153 217H154V215H153ZM153 217H152V221L155 223V217H157V215L154 217V220H153ZM166 217V216H165ZM223 217V218H224ZM29 218V217H28ZM28 218H26L27 219V223H30V222H32V221H30V222H28L29 220H31L30 218H29V220H28ZM123 218V217H122ZM148 218V217H147ZM150 218H149V220H150ZM158 218V217H157ZM227 218V217H226ZM228 218V219H229ZM251 218H253V216L251 217ZM256 218V217H255ZM2 219V218H1ZM13 219V218H12ZM20 219V218H19ZM25 219V220H26ZM40 219V218H39ZM43 219V218H42ZM48 219V218H47ZM60 219V218H59ZM58 219V221L60 222V223H62L60 220ZM85 219H87L86 220V222L88 223V222H90V220L89 219H91V218H85ZM117 219V218H116ZM128 219V218H127ZM227 219V220H228ZM16 220V219H15ZM14 220V222H16ZM32 220H34V219H32ZM89 220V221H88ZM92 220V219H91ZM93 220H95V219H93ZM93 220H92V222L91 223H89V224H93ZM105 220H107L106 218H105ZM146 220V219H145ZM158 220V219H157ZM164 220V219H163ZM162 220V221H163ZM167 220H168V217H167ZM166 220V221H167ZM225 218H224V222H225ZM232 220H234L233 218H232ZM248 220V219H247ZM246 220V221H247ZM250 220H253V219H250ZM259 221V219H255L254 221ZM1 221V220H0ZM3 221V220H2ZM1 221V222H2ZM11 221V220H10ZM35 221V220H34ZM33 221V222H34ZM38 220H36L35 221V223L37 222ZM45 221V220H44ZM43 221V222H44ZM85 220H83L82 221V224H83V222H84ZM96 221V220H95ZM94 221V222H95ZM102 221H103V219H102ZM114 221V220H113ZM112 221V222H113ZM118 221V220H117ZM116 221V222H117ZM119 221H121V220H119ZM138 221V220H137ZM148 221V220H147ZM151 221V220H150ZM150 221H148V222H150ZM181 221V222H182ZM229 221H230V219H229ZM42 222V223H43ZM98 222V221H97ZM101 222V221H100ZM99 222V223H100ZM107 222V221H106ZM122 222V221H121ZM127 222V221H126ZM131 222V221H130ZM158 222V221H157ZM174 222H175V220H174ZM221 222V221H220ZM253 222V221H252ZM3 223V222H2ZM22 223V222H21ZM60 223H58L57 222V224H60ZM103 223H105L104 221H103ZM120 223V222H119ZM138 223V222H137ZM137 223H136V225H137ZM152 222H150V224H151ZM183 223V222H182ZM211 223V222H210ZM217 223V224H216ZM226 224H227V227L230 225V227H231V224H228L227 222H225ZM230 223H231V221H230ZM257 223V222H256ZM262 223H263V225H262ZM5 224H9V222L7 223V222H5ZM17 224H18V222H17ZM20 224V223H19ZM22 224H24V223H22ZM32 224H34V223H32ZM85 224V223H84ZM96 224V223H95ZM118 224V223H117ZM133 224V223H132ZM155 224H158V223H155ZM160 224H162L161 222H160ZM183 224V225H184ZM205 224V223H204ZM226 224H225V226H224V228H226ZM251 224H253V223H251ZM255 224V223H254ZM261 224V225H260ZM260 224L259 225H257V224H255V225H251L250 227H253V226H256V227H254V230H257V232L259 233V235L261 236V235H263L264 234V217L262 218V220L260 221ZM2 225V224H1ZM11 225V224H10ZM31 225V224H30ZM38 226H39V224H37ZM88 225V224H87ZM94 225V224H93ZM97 225V224H96ZM96 225H95V227H96ZM114 225V224H113ZM118 225H120V224H118ZM134 225V224H133ZM153 225V224H152ZM151 225V226H152ZM234 225V224H233ZM250 225V224H249ZM3 226V225H2ZM1 226V227H2ZM5 226V225H4ZM16 226V225H15ZM14 226V227H15ZM33 226V225H32ZM61 226V227H60ZM79 226V225H78ZM80 226H82V225H80ZM101 226V225H100ZM112 226V225H111ZM132 225L130 224V227H131ZM163 226V225H162ZM206 226V225H205ZM6 227V226H5ZM5 227H3V228H5ZM7 227H9V226H7ZM13 227V226H12ZM25 227V226H24ZM70 227V229H71V232L74 230V229H72ZM93 227V226H92ZM103 227V226H102ZM107 227V226H106ZM115 227V226H114ZM118 227H121V226H118ZM125 227H128L127 225H125ZM130 227H128L127 229H128V231H132V233H130L129 235H131L130 237H128L129 235H128V231H127V233L125 232H120L121 234H123L124 233V236H127V237H125L126 239H127V241H125V243H123V244H127V246H131V247H129L130 249V251H132L131 250V248H133L134 247V249L135 250H133V251H135L134 252V255H137L139 258H141L142 256L141 255H139V253H137L138 252V250H137V252H136V248L137 249H139V252H141V249H143V248H139V246L141 245V243H140V241H138L139 240V238L142 236V234H140V231H138L139 232V235H141V236H139V237H137L136 235L138 234V233H136V235H134L135 233H133V232H135L134 230H132L133 228H131L130 229ZM154 228H155V225L153 226ZM200 227H202L201 229H200ZM204 227V228H203ZM209 227H211V226H209ZM17 228H19V227H17ZM80 227H78V229H79ZM89 228V227H88ZM98 228V227H97ZM109 227H107V229H108ZM111 228H113V227H111ZM110 228V229H111ZM116 228V227H115ZM123 228H124V225H123ZM149 228H152V227H150L149 226ZM169 228V227H168ZM199 228V229H198ZM231 228H233V227H231ZM231 228H230V230H231ZM7 229V228H6ZM10 230H12V229H14V228H9ZM38 229V228H37ZM44 229H40V230H44ZM91 229V228H90ZM96 229V228H95ZM106 229V230H107ZM109 229V230H110ZM126 229V230H127ZM191 229V230H190ZM223 229V228H222ZM221 229V230H222ZM227 229V228H226ZM252 229V228H251ZM2 230V229H1ZM0 230V231H1ZM15 230V229H14ZM13 230V231H14ZM79 230H81V229H79ZM108 230V231H109ZM112 230H114V228L112 229ZM119 230V229H118ZM118 230H117V233H118ZM123 230V229H122ZM125 230V229H124ZM123 230V231H124ZM125 230V231H126ZM136 230V229H135ZM138 230V229H137ZM141 230V229H140ZM155 230V229H154ZM153 230V232H155ZM199 230H200V232H199ZM220 230V231H221ZM224 231L222 232V233H220V234H222L223 235V233L225 232V234L227 233V231L228 230H225V229H223ZM254 230H250V231H254ZM18 230L16 229V232H17ZM30 231L32 232L33 230H32V228L30 229ZM75 231V230H74ZM73 231V232H74ZM107 231V232H108ZM142 231V230H141ZM186 231V230H185ZM191 231V232H190ZM210 231H212V230H210ZM214 231V230H213ZM15 232V231H14ZM15 232V233H16ZM19 232L20 231H18L16 234H19ZM21 232H23L22 230H21ZM43 232V231H42ZM72 232V233H73ZM75 232H77V231H75ZM74 232V233H75ZM85 232H88V230L87 231H85ZM85 232H82V233H84L83 235H84V237L87 235V233H85ZM90 232H93V231H91L90 230ZM102 232V231H101ZM112 232V231H111ZM114 232H116V231H114ZM195 232H198V234H197V236L195 237V235H196V233ZM218 232V231H217ZM2 233H5L4 232V230L1 232V235H2ZM65 233H67V232H65ZM81 233V234H82ZM89 233V232H88ZM99 233V232H98ZM216 233V232H215ZM254 233V232H253ZM252 233V234H253ZM263 233V234H262ZM6 234V233H5ZM9 234H11V233H9ZM8 234V237L10 236ZM14 234V233H13ZM15 234V235H16ZM21 234V233H20ZM23 234V233H22ZM69 234V233H68ZM77 234V233H76ZM78 234H80V232L78 233ZM86 234V235H85ZM91 235L93 234V233H90ZM90 234H88V235H90ZM133 234V235H132ZM157 234V233H156ZM195 234V235H194ZM202 234V233H201ZM214 234V233H213ZM255 234V233H254ZM253 234V235H254ZM0 235V236H1ZM4 235V234H3ZM12 235V234H11ZM15 235L13 236V237H15ZM73 235H75V234H72V235H70V236H73ZM83 235H81V237L83 236ZM90 235V236H91ZM96 236H98L97 234H95ZM95 235L93 234V236H94V238H95ZM100 235V234H99ZM104 235V234H103ZM112 235V234H111ZM173 235V234H172ZM189 235H191L190 237H189ZM194 235V236H193ZM209 235H212V234H209ZM247 235H249V233L247 234ZM80 236V235H79ZM78 236V237H79ZM105 236V235H104ZM103 236V237H104ZM116 236V235H115ZM118 236V235H117ZM137 237V239H135V237ZM154 236V235H153ZM215 236V235H214ZM213 236V237H214ZM239 236V235H238ZM244 236V235H243ZM252 236V235H251ZM264 236V235H263ZM263 236H262V238H263ZM3 237V236H2ZM2 237H1V240H2ZM5 237V236H4ZM17 237L20 239V238H23L21 235H20V237L17 235ZM81 237H79V240H78V238H76V235H75V238L78 240V242L80 243V238ZM100 237V236H99ZM102 237V236H101ZM133 237V238H132ZM213 237H209V238H213ZM223 238H224V235L222 236ZM241 237L242 236H240V237H237V239L238 238H240L241 239ZM246 237V236H245ZM7 237H5L4 238V240L6 239ZM25 238V237H24ZM74 238V237H73ZM86 238H88L87 236H86ZM93 238V237H92ZM92 239L91 240V238L89 237L88 239H85V238H81L82 239V244H81V246H80V244H79V246L80 247H78L77 249H75V250H77V254L75 253V250L71 247V245H70V247L68 246V249L69 248H71V249H73V250H71V249H67L66 250V252H68L69 253V251L71 250V251H73L76 255H78L79 254V251H80V254H82V256H83V254L85 255V253H83L84 251H86L85 250V248H88V246L90 247V245H91V243L92 242H96L97 243V238H95V239ZM129 238V239H128ZM160 238V237H159ZM200 238H201V236H200ZM219 238H220V236H219ZM233 238H234V236H233ZM251 238H253V241H254V244H256V246H254L255 247V249L252 247L253 246V241H249L250 239H248V244H249V247H247V245H246V243H245V245L243 244V243H241L242 244V247H246V249H245V247L244 248H240L239 249V247H241L240 246V244L237 242V240L235 241V242H237L236 244H234L233 243V249H232V251L233 252H231V254L232 255H234L233 257H231L232 255L230 254V257H228V260H226V262H228L229 261V258L231 259V260H235V261H229V264H231V263H235V264H243V261L242 260H244V261H246V264H247V262H248V264H249V262H250V259H252V258H250V254L253 252V253H255L256 252V250H258V249H260V246L262 247L261 249H260V251L262 252L261 254L263 255V253H264V246H262L263 244L262 243H264V241H263V239L261 238V237H256V239H258L259 238V240L258 241H256V239H254L255 237H251ZM9 239L11 240V238L9 237ZM8 239V240H9ZM75 239V240H76ZM119 239H121V237H119ZM126 239H124V240H126ZM133 239H134V241H133ZM240 239H238V240H240ZM245 239V238H244ZM247 239V238H246ZM261 239V240H260ZM1 240H0V242H1ZM4 240H2V242L4 241ZM7 240V239H6ZM16 240H18L17 238H16ZM66 240H67V238H66ZM84 240H86L88 243H89V240H90V243L89 244H87L86 245V243L87 242H85ZM94 240H96V241H94ZM103 240V239H102ZM132 240L133 242L132 243H134V244H132V243H130V241ZM135 240H137L139 243H137V245H138V247L136 246V242H135ZM146 240V239H145ZM234 240V239H233ZM22 241V240H21ZM72 241V240H71ZM70 241V242H71ZM83 241L85 242V243H83ZM120 241V240H119ZM142 241L144 242V239H142ZM141 241V242H142ZM159 241V240H158ZM215 241V240H214ZM263 241V242H262ZM1 242V243H2ZM62 242L64 243V240H62ZM61 242V243H62ZM68 242V241H67ZM77 242V241H76ZM124 242V241H123ZM127 242H129V244L127 243ZM146 242V243H145ZM144 242V244H149L148 242H147V240ZM151 242V241H150ZM183 242V241H182ZM217 242V241H216ZM256 242V243H255ZM258 242H259V244H262V245H260L259 247H257L258 246ZM262 242V243H261ZM62 243V245L64 246V244ZM72 243H74V245L76 244V245H78V243H75V241L74 242H72ZM94 243H92V245H94ZM96 243H95V246H96V248H94V246H92V248H90L91 250H93L94 252H95V250H97L96 251V253L97 252H99L100 250V248L102 247V243H100V247H98L99 245V242H98V246L96 245ZM120 243V242H119ZM160 243V242H159ZM168 243V242H167ZM210 243V242H209ZM208 243V244H209ZM218 243H219V241H218ZM217 243V244H218ZM4 244V242L1 244V245H3ZM60 244V243H59ZM106 244V243H105ZM104 244V245H105ZM111 244V243H110ZM122 244V245H123ZM143 244V243H142ZM216 244V245H217ZM239 246H238V245ZM7 245L9 246V242H7L6 241V245H4L3 247L2 246H0V252H1V254L2 255H4L9 249L10 250H13L14 249V247L13 248H9V247H7ZM13 245V244H12ZM15 245V244H14ZM13 245V246H14ZM16 245H15V248H16ZM24 245V246H25ZM61 245V246H62ZM73 245V244H72ZM75 245V246H76ZM83 245V246H82ZM84 245H86V247L84 248ZM103 245V246H104ZM108 246H110L109 245V242H108V244H107ZM132 245H134L133 247H132ZM244 245V246H243ZM10 246H11V244H10ZM54 246V247H53ZM74 246V247H75ZM136 246V247H135ZM142 246V245H141ZM237 246V247H236ZM66 247H67V245H66ZM99 249H98V248ZM114 247V246H113ZM112 247V248H113ZM117 247H119V249L120 250H115ZM143 247V246H142ZM146 247H149V246H146ZM252 247V248H251ZM257 247V248H256ZM23 248L25 249V250H23ZM54 248V249H53ZM76 248V247H75ZM81 248V249H80ZM82 248H84V250L82 249ZM123 248H124V245H123ZM145 248V247H144ZM235 248L238 250L239 249V251H237V250H235ZM250 250H249V249ZM62 249V248H61ZM61 249L60 248H58V249H55L52 253V255H54L56 252L55 251H57L58 252V250L60 251V253L58 252V254H61L62 252H61ZM89 249V251H91ZM102 249V248H101ZM103 249H104V247H103ZM103 249H102V251H100L99 253H101L102 254V256H103V260H102V256H101V254H99L100 255V258H99V256H98V254H97V256L98 257H96V255H94L96 258H97V260H98V258H99V261H97L99 264H100V262H102L101 264H107L108 262V264H111V263H114V264H128V262H131V260L133 261L134 259V261H136V256H135V258L133 259V253L132 252H130V251H128V247H126L125 246V248L124 249H122L121 250V246H120V244H118L115 248H114V251L111 249V250H107V247L104 249L105 251H104V253H103ZM127 249V250H126ZM147 249V248H146ZM209 249V248H208ZM244 249H245V251H244ZM247 249L249 250V251H251V252H249L250 254H248V252H247ZM254 249V250H253ZM9 250V251H10ZM88 250V249H87ZM99 250V251H98ZM123 250H126V251H124L123 252V255H125V257L122 255V251ZM8 251V252H9ZM83 251V252H82ZM108 251H110L111 253H107ZM112 251H113V253L114 252H116L117 251V254H118V256H116L117 254H114V256L113 255H111V254H113L112 253ZM120 251V253H118ZM179 251V250H178ZM178 251H177V253H178ZM208 251V250H207ZM241 251V252H240ZM260 251H257L258 252V255H259V253H260ZM88 252V251H87ZM125 252H129V253H131V255H129V253H128V257L126 256V253ZM142 252H144V251H142ZM184 252V253H185ZM211 252V251H210ZM213 252V251H212ZM234 252H237L236 254L234 253ZM238 252H240L241 254H238ZM244 252H246V253H244ZM65 253V252H64ZM95 253V254H96ZM105 253H107L108 255H111V256H109L110 258H114V260H112V259H110L109 257H106L107 256V254H106V256H105ZM125 253V254H124ZM135 253H137V254H135ZM244 253V254H243ZM8 254V253H7ZM6 254V255H7ZM11 254V253H10ZM11 254V255H12ZM21 254V253H20ZM79 254V255H80ZM104 254V255H103ZM119 254H120V256H122V257H124V260H123V258L122 257H119ZM1 255V257H3ZM9 255V254H8ZM51 255V256H52ZM56 255V254H55ZM71 255V254H70ZM69 255V256H70ZM73 255V254H72ZM78 255V256H79ZM239 255V256H238ZM241 255V256H240ZM243 255H247V256H249V258L247 257V256H243ZM254 255V254H253ZM252 255V256H253ZM5 256V255H4ZM10 256V255H9ZM9 256H6L7 257V259L9 258ZM12 257V261H18L17 260V258L16 257ZM57 256V255H56ZM55 256V258H57ZM61 256V258H63V256L65 257V255L63 254V255H60ZM60 256H58V258H60ZM75 256V255H74ZM82 256H79V257H77L78 259H77V261L78 262H81L82 261V263H84V264H93V262L91 261L92 259H91V257L92 256H89V253L87 254V255H85L84 256V258L82 257ZM89 256V257H88ZM113 256V257H112ZM141 256V257H140ZM182 256V255H181ZM184 256V255H183ZM242 256H243V259H238V258H242ZM260 256V255H259ZM0 257V258H1ZM11 257V256H10ZM53 257V259H55L54 258V256H52ZM81 257V258H80ZM89 258V259H91V260H88L87 261V259L86 258ZM95 257L93 258V260L95 261L96 259H95ZM115 257H118V258H116V260H115ZM132 257V258H131ZM137 257V259H139ZM234 257H236V258H234ZM247 257V258H246ZM263 257V256H262ZM16 258V259H15ZM21 258V259H20ZM57 258V259H58ZM69 258H71V257H69ZM75 258V259H74ZM72 257V259L73 260H76V257ZM120 258H122V259H120ZM181 258V257H180ZM232 258H234V259H232ZM245 258H246V260H245ZM36 260L38 259V258H35ZM40 259V260H41ZM81 259H84V260H81ZM112 260V262L110 261V260ZM127 259V260H126ZM181 259H183V258H181ZM4 260V259H3ZM10 260V259H9ZM9 260H7V261H9ZM36 260H34V262L36 261ZM39 259H38V262H40L41 263V261H40ZM42 260V261H43ZM62 260H64L65 261V258H63ZM118 260H122V262L121 261H118ZM128 260H130V261H128ZM140 260V259H139ZM139 260H137V261H139ZM206 260H208V259H206ZM240 260V262H238ZM249 260V261H248ZM261 260V259H260ZM7 261L5 262V264H7ZM11 261V260H10ZM12 261L10 262V264H14L15 262H13L12 263ZM33 261V260H32ZM58 261H60V259H58ZM108 261V262H107ZM117 261H118V263H117ZM125 261H127L126 263H125ZM44 262V261H43ZM45 262H46V260H45ZM48 262V261H47ZM47 262L45 263V264H47ZM68 262H69V259H68ZM76 262V261H75ZM77 262V263H78ZM86 262V263H85ZM91 262V263H90ZM95 263V264H98V263ZM104 262V263H103ZM181 262V261H180ZM231 262V263H230ZM237 262V263H236ZM32 263V262H31ZM49 263V262H48ZM57 263V262H56ZM66 263H67V261H66ZM76 263V264H77ZM133 263V262H132ZM131 263V264H132ZM140 263V262H139ZM233 263V264H234ZM245 263V262H244ZM251 263V262H250ZM4 264V263H3ZM9 264V263H8ZM16 264V263H15ZM34 264V263H33ZM54 264H55V262H54ZM73 264V263H72ZM130 264V263H129ZM134 264V263H133ZM204 264H207V261L204 263Z\"/></svg>","mask_w":264,"mask_h":264},{"label":"clouds","instance_id":"9594fccd","mask_svg":"<svg viewBox=\"0 0 264 264\" xmlns=\"http://www.w3.org/2000/svg\"><path fill=\"white\" fill-rule=\"evenodd\" d=\"M261 199H264V163L257 164L246 186L241 190L234 210V226L210 254L208 264H226L233 249L235 225H240L250 218Z\"/></svg>","mask_w":264,"mask_h":264}]
</instances>
